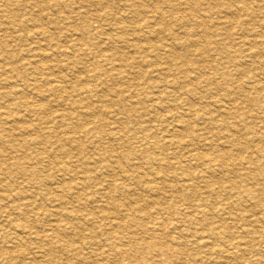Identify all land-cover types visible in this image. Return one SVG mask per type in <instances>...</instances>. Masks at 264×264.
<instances>
[{
    "label": "rangeland",
    "instance_id": "rangeland-1",
    "mask_svg": "<svg viewBox=\"0 0 264 264\" xmlns=\"http://www.w3.org/2000/svg\"><path fill=\"white\" fill-rule=\"evenodd\" d=\"M136 1L135 0H121V1L120 0H96V2H95V0H92V2H91V0H54L53 2L56 5L47 4V6L44 8L42 6L37 7L36 6V0H0V57L2 58V59L0 58V102H1L0 103V167H1L0 168V170H1L0 171V264H27V263L28 264H42L43 262L46 263V261L49 262V260H50V262L48 264H99V263L100 264H155V263L156 264L157 263H159V264H163V263L164 264H172V263L173 264H176V263L177 264H192V263L193 264H199V263L206 264V261H208L209 264H212V263L215 264V262L218 264H220V263L227 264L226 262L229 263L230 259H231V262L229 264H233V263H235V264L236 263L237 264H241V263L247 264L249 262H250V264H255V263L264 264V259H262V258H264V256L260 257L261 254L264 255V245H262V244H264V238H262V241L260 238V237H264V232H261V231H264V218L261 217L262 215H259L260 213L264 214V201H262V199H264V198H262V197H264V190H262V189H264V180H262L261 182L259 181L261 179H264V177H262V176H264V175H262V174H264V171H262V170H264V167H262V166H264V161H261V160H264V146H262V145H264V116H262V115H264V103H262V102H264V88H262V86H264V79H262V78H264V77L261 76V75H264V74H262V73H264V70H262V69L260 70V68H264V66H262V65H264V62H262V61H264V54H262V53H264V20H262V19H264V0H261V1L260 0H221V1L220 0H206V1L205 0H179V1L178 0H173V1L172 0H163V1L162 0H136ZM212 1H214V3ZM217 1H218V3H217ZM233 1H234V3H233ZM242 1H243V4H242ZM256 1L259 4H257ZM235 2H236V4H235ZM201 3H202V5H201ZM239 3H241V5H239ZM171 4L175 5V11L176 12H167L170 10L169 8H170ZM198 4H200V5H198ZM214 4H215V6H214ZM247 4L252 6V9H253V10H251L252 13L246 12L244 9H242V5H247ZM127 5H128V7H127ZM258 5H260V6H258ZM139 6H141V7H139ZM178 8H179V10H178ZM206 8H207V10H206ZM217 8H219V11ZM234 8L236 9V11H234L235 10ZM146 9H147L148 13L145 12ZM132 10H133V12H132ZM158 10L159 11L160 10L165 11V15H164L165 17H163L164 23L162 22L163 27L155 25V23H157V19H159V15H160L157 13ZM189 10L191 11V13ZM150 11H152V12H150ZM225 11H226V13H225ZM220 12H223V13H220ZM240 12H242L243 14H241ZM217 13H220L221 15L217 14ZM196 14H198V15H196ZM203 14H205V15L207 14V15L205 16ZM230 14L232 15V17L230 16ZM234 14H236V15H234ZM253 14H254V16H253ZM213 15L215 16V18ZM115 16H116V18H115ZM128 16L129 17L131 16V18L128 19L127 18ZM156 16H158V17H156ZM192 16H193V18H192ZM212 16H213V18H212ZM208 17H210V18H208ZM145 18H147V19H145ZM185 18H186V21L184 20ZM255 18H256V20H255ZM131 19H132V21H130ZM152 19L156 22L153 23L154 21H152ZM208 19H209L210 23H208L209 21L206 22ZM229 19L232 21H230ZM196 20H198V21H196ZM248 20H249V22L250 21L251 22L249 23ZM12 22H16L17 25L13 26ZM123 22H124V25H123ZM131 22H132V24H131ZM165 22H167V23H165ZM197 22H199L201 25H198ZM111 23H113V25ZM144 23H146V25L147 24H149V25L146 26ZM216 23L219 24L218 27H217ZM248 23H249V25H248ZM179 24H180V26H179ZM118 25H119V27H118ZM152 26L153 27L156 26L154 28L156 31H154V29L151 28ZM171 26L174 27L176 30L174 28H171ZM139 27H141L142 30H140L141 28H139ZM160 27H161V29H160ZM128 28H129V30H128ZM143 28L144 29L148 28V30L146 29L147 34L145 32L146 30L144 31ZM163 28H165V29H163ZM113 29H115V30H113ZM213 29H215V30H213ZM243 29L246 30V32ZM248 29H249V31H248ZM44 30L46 31V33L43 32ZM95 30L98 32H96ZM111 30H113V31H111ZM105 31H106V33H104ZM115 31H117V32L120 31L121 33L118 32L119 33L118 34ZM148 31L150 32V35H149ZM170 31H171V33H170ZM192 31H194V32L192 33ZM204 31H206L207 34L210 35V38L203 35ZM211 31H212V33H211ZM100 32H101V34H99ZM141 32H142L143 37L141 35ZM159 32H161V33H159ZM182 32H184V33H182ZM215 33H217L218 36ZM256 33L257 34L260 33L262 35L257 36ZM177 34H178V36H176ZM184 34H186V35H184ZM145 35H147V36H145ZM152 35H154L155 37L154 36L152 37ZM189 35H191V36H189ZM166 36H167V38H166ZM180 36L181 37L183 36V38H181ZM92 37H93V39H92ZM190 37L192 38L194 43L192 42ZM252 37H253V39H252ZM99 38L101 39L100 41H98ZM180 38H181V40H179ZM201 38L202 39L204 38V39L202 40ZM115 39L116 40L118 39V41H116ZM147 39L150 40L151 43ZM183 39H186V40L183 41ZM154 40H155V42H154ZM245 40L248 42L246 43ZM83 41L85 44L83 43ZM103 41H105V42H103ZM106 41L108 44H106ZM174 41H176V42H174ZM243 41H244V44H243ZM249 41H251V43ZM134 42H135V44H134ZM224 42H225V45L227 44L226 46H224ZM229 42H230V44H228ZM123 43L125 44V46ZM152 43L155 45H153ZM249 43H250V46H249ZM105 44H106V46H104ZM114 44H116V45L114 46ZM132 44H134V46ZM160 44H161V48H160ZM179 44H180V46H179ZM193 44H194V46H193ZM210 44H211V46L213 45V47H211ZM233 44L234 45L236 44V46H234ZM146 45L151 47V48L148 47L149 48L148 49ZM190 45H191V47H190ZM165 46H166V49H165ZM208 46H209V48H207ZM256 46H258V47H256ZM123 47H124V49H123ZM142 47L143 48L145 47V49L144 50L141 49ZM241 47H243V48H241ZM116 48H118L119 50ZM153 48L155 50H153ZM98 49H99L100 53L98 52ZM189 49H191L192 51ZM200 49H202V50H200ZM221 49L223 50V52ZM240 49H242V50L244 49V50L241 51ZM124 50H126V51L124 52ZM142 50H143V53L141 52ZM170 50H171V53H170ZM173 50H174V52H173ZM165 51H167V52H165ZM250 51L252 52V54ZM83 52H84V54H83ZM111 52H112V54H111ZM133 52H135V53H133ZM154 52L156 53V55ZM199 52L200 53L202 52V54H199ZM124 53H126V54L124 55ZM210 53H212V54L210 55ZM107 54H108V56H107ZM231 54L234 56H232ZM249 54L251 56H249ZM157 55H159V56H157ZM165 55H166V57H165ZM175 55H177L178 58H175V60H173ZM228 55H229V57H228ZM259 55H260V57H259ZM150 56H151V58H150ZM111 57H112V59H111ZM256 57H257V59H256ZM180 58L182 60L184 59L182 64H181L182 61ZM227 58H230V59H228V61H227ZM251 58H253V59L251 60ZM103 59H105V60H103ZM169 59H172V61H169ZM66 61L68 64L66 63ZM132 61H134V62H132ZM252 61H254V62H252ZM232 62H234V63H232ZM236 62L238 63L239 66L236 65L237 64ZM257 62H261V63L258 64ZM96 63H97V65H96ZM104 63H105V65H104ZM154 63H155V65H154ZM214 63H215V65H214ZM250 63H251V65H250ZM91 64H92V66H91ZM106 66H108V67H106ZM163 66H164V68H163ZM183 66H185V67H183ZM254 66H255V68H253ZM28 67H29V69H27ZM35 67H37V68H35ZM43 67H44V69H43ZM102 68H103V71H102ZM214 68L216 70H214ZM98 69H100L101 71H99ZM238 69H240V71ZM251 69H253V70L251 71ZM28 70H29V73H28ZM204 70H205V72H204ZM241 70L242 71L246 70V71L242 72ZM42 71H43V73H42ZM94 71H96V72H94ZM142 71H143V75H142ZM174 71H176V74ZM197 72H198V74H197ZM216 72L219 74L218 76L216 75ZM260 72H261V74H260ZM94 73H95V75H94ZM97 73H98V75H97ZM44 74H45V76H44ZM62 74H63L64 78L62 77ZM229 74H230V76H229ZM257 74H259V75H257ZM100 75H101L102 79L100 78ZM116 75H117V77H116ZM135 75H136V77H135ZM157 75H158V77H157ZM17 76H19V77H17ZM27 76H29V77H27ZM109 76H111V77H109ZM120 76H122V77H120ZM188 76H189V78H188ZM194 76H196V78ZM123 77H125V78H123ZM204 77H205V79H204ZM211 77L213 78V80ZM112 78H113V81H112ZM138 78H140V79H138ZM152 78L154 81L152 80ZM244 78H246V79H244ZM25 79H26V81H25ZM55 79H56V81H55ZM104 79H106V81ZM92 80L94 82H92ZM109 80H110V82H109ZM158 80H159V83H158ZM247 80H249V81H247ZM20 82H22V83H20ZM32 83H33V85H32ZM89 83L91 85H93V84L94 85L91 86ZM200 84H201V86H200ZM73 85H74V87H73ZM102 85L104 86V88ZM212 85H213V87H212ZM258 85H261V87ZM107 86H109L110 88H108ZM218 86H219V88H218ZM245 86H246V88H248V90L245 88ZM256 86H258L259 88ZM105 87H107V89H105ZM143 87L147 88V89H143ZM155 87L158 89V91L156 90V92L154 90ZM160 87H161V89H160ZM34 88H36V89H34ZM257 88H258V90H257ZM77 89L80 90V92ZM152 89L154 92L152 91ZM188 89H190V90H188ZM88 90H89V92H88ZM75 91H76V93H75ZM77 91L79 93H77ZM180 91H181V93L182 92L183 93L180 94ZM188 91H189V93H188ZM211 91H213L212 94H211ZM215 91L217 94H215ZM239 91H240V93H239ZM254 91L256 93H254ZM19 92H21V93H19ZM168 92H169V95L171 97L168 95ZM171 92L173 95L171 94ZM207 92L209 94V97H207L208 96ZM24 93H25V95H24ZM97 93L98 94L100 93V94L98 95ZM78 94H79V97L81 99L83 98L82 100L78 98ZM118 94H120V95H118ZM227 94H228V96H227ZM213 95H215L216 97ZM86 96H87V98H85ZM103 96H104L105 100L103 99ZM105 96L107 99L105 98ZM196 96H197V98H196ZM224 96H227V98H225ZM233 96H234V98H233ZM161 97H166V98H161ZM182 97L187 102H185ZM57 98H59L60 100L59 99L57 100ZM75 98H77L78 101ZM132 98H133V100H131ZM174 98H175V100H174ZM218 99H220V101ZM230 99H231V101H230ZM232 99L234 101H236L237 103H239L240 105H238ZM242 99H243V102H242ZM123 100H125V101H123ZM225 100L227 103L225 102ZM254 100H255V102H254ZM257 100H260V101L258 102ZM60 101H61V103H60ZM81 101H83V102H81ZM148 101H149V103L150 102L151 103L149 104ZM180 101H181V105L179 103ZM216 101L218 104L216 103ZM66 102H68V103H66ZM156 102H157V104L159 103V105H157ZM184 102L186 104H189L188 102H190V104L192 106L190 104L185 105ZM131 103L134 106H132ZM247 103H249V105L251 107L247 108L248 107ZM56 104H57V106H56ZM94 104H96V105H94ZM124 104H126V105H124ZM253 104H254V106H253ZM53 105H55L56 107ZM129 105H131V106L128 107ZM237 105H238V108H237ZM96 106L98 108L99 107L100 108L97 109ZM162 106L163 107L165 106V107L163 108ZM243 106H244V109H243ZM255 106H257V107H255ZM73 107H74V109H73ZM131 107H132V110H130ZM167 107H168V109H167ZM171 107H173V108H171ZM183 107L185 110L183 109ZM214 107H215L216 111H215ZM152 108H153V110H152ZM255 108H256V110H255ZM39 109L41 111H39ZM81 109H82V112H81ZM123 109H124L125 113H123ZM134 109H136V111ZM196 109H198L197 110L198 112L196 111ZM224 109L228 110L229 112L224 110ZM88 110H89V113H88ZM130 111L132 113H130ZM169 111H171V112H169ZM189 111L192 113L191 114L192 117L189 115V113H190ZM253 111H254V113H253ZM256 111L259 113H257ZM91 112L94 115H92ZM174 112L176 115L174 114ZM193 112H195V113L193 114ZM118 113H119V115H118ZM199 113H200V115H199ZM228 113L231 116L228 115ZM75 114H76V116H75ZM82 114H84V115L82 116ZM129 114L131 116H129ZM181 114H182V116L184 115L183 119L181 117ZM212 114H214V116ZM89 115H91V116H89ZM113 115L117 116L118 119H117V117H115ZM171 115L172 116L175 115L177 118H175L174 116L171 117ZM197 115L199 116V118ZM247 115H248V117H247ZM251 115L253 116V118ZM58 116L61 119L60 118L58 119ZM80 116H82V117H80ZM138 116H140V117H138ZM162 116H163V118H161ZM227 116H230V117L227 118ZM242 116H243V120H242ZM56 117L58 120L57 119L55 120ZM157 117H159V118H157ZM178 117H181V118L178 119ZM186 117H189V118H186ZM209 117H210V119H209ZM73 118H75V119H73ZM141 118H142V123H141ZM171 118L174 120V123H173ZM200 118H202L203 120L202 119L199 120ZM204 118H206V119H204ZM250 119H254V120H250ZM105 120H107V122ZM159 120H161V121H159ZM179 120L183 121V123L180 122ZM208 120H210V121H208ZM245 120H246L247 124H246ZM60 121H62V122H60ZM110 121H111V123H110ZM115 121L117 123H119L117 126H116L117 123ZM189 121L190 122L193 121V122L189 123ZM226 121L227 122L229 121L228 123L230 125L232 124L231 125L232 128H230L229 124L227 125ZM232 121H233V123H232ZM159 122L162 124L159 125ZM164 122L166 125L163 124ZM197 122L199 124H201V126L198 125ZM207 122H209V123H207ZM137 123H140V124H137ZM217 123H219V124H217ZM240 123L241 124L243 123L242 124L243 127L241 126ZM259 123L261 124L262 127L260 126ZM45 124H47V125H45ZM142 124H144L146 126V128L143 127ZM183 124H187L186 126H188V127L183 126ZM189 124H191L190 127H189ZM193 124H195V125H193ZM208 124H210V126ZM221 124H222V126H221ZM137 125H140V127ZM141 125H142V127H141ZM155 125H156V127H155ZM197 125L199 128L196 127ZM225 126H227V127H225ZM193 127L195 128L194 131H196L197 133H195L193 131V129H194ZM210 127H212L211 128L212 130L210 129ZM224 127H225L226 131H225ZM149 128H150V130H149ZM185 128L186 129L188 128L187 129L188 131L187 130L185 131ZM217 128H219L220 134H219V132H217V130H218ZM236 128H238V130L240 128L241 130L237 131ZM167 129H169V130H167ZM197 129H199V130H197ZM207 129H208V131H207ZM220 129L222 130V132ZM230 129L233 131V134L230 133V132H232ZM260 129H262L261 130L262 132L260 131ZM143 130L145 133L143 132ZM179 130L183 134H181ZM246 130H249L248 132H252L253 134L248 133ZM177 131H179V132H177ZM182 131H184V132H182ZM199 131H201V132H199ZM205 131H207V133H209V134H207ZM129 132L131 134H129ZM176 132L178 134H180V136ZM246 132H247V135H246ZM234 133H236V134H234ZM254 133H255V135H254ZM161 134H162V136H161ZM167 134H169V135H167ZM173 134H175V138L173 137L174 136ZM196 134H198V135H196ZM155 135H156V137H155ZM239 135H241V138ZM138 136H139V138H137ZM181 136L182 137L185 136V137L182 138ZM194 136L201 137V139L196 138ZM219 136H221V137H219ZM232 136L233 137L238 136V137L233 138ZM127 137H129L128 140H127ZM154 137L157 138L156 141H155ZM161 137H163V138H161ZM217 137H218V140H217ZM252 137H254V138H252ZM258 137H260V138H258ZM10 138H12V139H10ZM146 138H149V139H146ZM213 138L216 139V143H215V139H213ZM261 138H262V140H261ZM189 139H191V140H189ZM224 139L227 141V143ZM235 139L243 145H241L237 141H234ZM250 139H252V140H250ZM147 140L148 141L150 140V141L147 142ZM180 140L183 142H181ZM204 140H206V142ZM139 141H141V142H139ZM152 141H154V142H152ZM174 141H176L177 143ZM188 141L191 142L190 146H188L189 145ZM143 142H144V144H143ZM150 142H152V143H150ZM192 142H193L194 146L192 145ZM201 142H202V144H201ZM203 142H205V144ZM219 142H220V144L221 143L222 144L219 145L218 144ZM114 143H116V144H114ZM121 143H123V145H121ZM153 143L154 144L156 143L155 146ZM186 143H188V144H186ZM198 143H200V144H198ZM168 144H170V145L173 144V145H171L172 147L170 148V145H168ZM223 144H225V147ZM27 145H28V147H27ZM199 145L201 147H199ZM128 146L130 148H128ZM185 146L187 147V149ZM208 146H210V147L208 148ZM214 146H215V148H214ZM230 146H231V148H230ZM117 147H119V148H117ZM155 147L158 148L157 151L155 150L156 149ZM179 147L180 148L182 147V148L180 149ZM217 147H219L221 150H219V148H217ZM234 147H235V149H233ZM7 148H9V150ZM191 148L192 149L194 148L195 150L194 149L192 150ZM124 149H125V151H124ZM159 149H161L162 151ZM196 149H198V152ZM214 149L217 151L219 150V152H216ZM227 149H229V151ZM248 149H249V152L247 151ZM129 150L131 153L129 152ZM191 150H192V152L196 151V152H193L194 155H192L193 153L190 152ZM148 152H149V154H148ZM156 152H158V153H156ZM242 152H244V154L246 153L248 155H244ZM1 153H3V154H1ZM95 153H97V155ZM118 153H120V154H118ZM134 153L136 155H134ZM172 153H174V155H172L170 157L169 154H172ZM196 153L198 154L199 157L201 156L200 155L201 153H202V157L203 156H205V157L199 158L196 155ZM84 154H85V156H84ZM145 154L147 155V157ZM178 154H181L183 156H180ZM230 154H231V156H233L232 158H231ZM1 155H2V157H1ZM78 155H79V157H78ZM111 155H113L115 158ZM189 155H190V157H189ZM80 156H82V158H80ZM105 156H107L108 158H106ZM137 156H138V158H137ZM156 156L158 158H160L159 162H161V163H159V162L156 163L158 161V160H156V159H158ZM161 156L162 157L164 156L165 159L162 158ZM192 156H194V157L191 158ZM225 156L227 158H225ZM246 156H248V159H246ZM252 156H254V157H252ZM260 156H262V157H260ZM121 157H122V159H121ZM174 158L176 160H175V162L174 161L172 162L171 159L174 160ZM183 158L186 160V162ZM205 158L208 160H206ZM218 158H220V159H218ZM233 158H234V160H233ZM241 158L243 159V161ZM162 159H164L163 161H165V162H163ZM211 159H212V161H211ZM222 159H225V160H222ZM238 159H240V160H238ZM132 160H134V161H132ZM197 160H199V161H197ZM204 160L208 163L204 162ZM209 160H210V162H209ZM147 161L149 163H151L152 168H150V165ZM166 161L168 163L167 165H166ZM194 161H195V163H193ZM223 161H224V163H223ZM230 161L231 162L233 161L234 163L235 162L236 163L234 164L233 162L231 163ZM178 162H179V164H178ZM201 162H203V163L201 164ZM256 162H258V163H256ZM124 163H126V164H124ZM128 163H129L131 168L129 167ZM133 163H134V165H133ZM146 163L149 165V167ZM163 163L165 164L164 165L165 167L163 166L164 168H166V166L168 167V169L170 167L172 168V169L171 168L169 169L170 174H168L167 168L164 169L162 166L160 167V165H162ZM199 163L201 165H199ZM207 164L208 165L210 164L209 167H212V168H209L207 166ZM258 164L260 166H257ZM86 165H87V167H86ZM103 165H105V166H103ZM187 165H188V167H187ZM75 166L79 170H77V168ZM133 166H134V169H133ZM196 166H198V167H196ZM253 166L255 168H253ZM85 167H86V169H85ZM111 167H112V169H111ZM120 167H121V169H120ZM182 167L184 169L186 167L187 168H186V170L182 171L183 170ZM194 167H196V168L194 169ZM241 167H243V168H241ZM258 167H260V168H258ZM107 168L109 169V171ZM136 168H139V169L137 170ZM147 168L153 169V171L151 170V172H150V170ZM154 168H155V171H154ZM161 168H163V169H161ZM189 168H190V171L188 170ZM230 168L232 170H230ZM239 168H240V170H239ZM32 169H34V170H32ZM103 169H104V171H103ZM146 169L148 172L146 171ZM176 169H178V170H176ZM218 169L220 171H223L222 174H220L221 172ZM222 169H224V170L226 169V170L224 171ZM241 169L242 170L245 169V171L244 170L242 171ZM246 169L249 172H246L247 171ZM118 170L119 171L121 170L120 172H122V170H123V172L120 173ZM252 170H255V171H252ZM80 171H82V172H80ZM198 171H199V173H198ZM259 171H261V172L259 173ZM37 172H39V173H37ZM105 172L107 175L105 174ZM132 172H133V175H132ZM144 172L146 173L145 176L143 174ZM188 172H190V173H188ZM192 172H195V173H192ZM204 172H205V174H204ZM33 173H35V174H33ZM98 173L99 174L101 173V175H99ZM112 173H114V176ZM148 173L150 175H148ZM212 173H213V175H212ZM216 173L219 175H217ZM239 173L242 174V176ZM251 173L254 175H251ZM110 174H112V175H110ZM184 174H186V176ZM189 174L190 175L193 174V175L189 176ZM229 174L230 175L234 174V175L232 177V175L230 176ZM243 174H245L246 178L243 176ZM260 174H261V176H260ZM79 175H81V176H79ZM92 175H93V177H92ZM115 175L117 177L116 180H115ZM135 175H137V176H135ZM173 175H175V176H173ZM182 175H183V177H182ZM215 175H216V177H214ZM65 176L67 178L68 177L69 178L67 179ZM199 176L201 177L202 180L199 178ZM204 176H205V178H203ZM217 176L222 181L215 179V178H217ZM219 176H221V177H219ZM247 176H249V177L247 178ZM251 176H252V178H251ZM254 176L256 177V180H258V181L252 180V179H254ZM11 177H12V179H11ZM73 177H75V178H73ZM91 177L93 179H91ZM113 177H114V179H113ZM126 177L128 180L129 179L130 180L128 181L126 179ZM188 177H191L192 182L195 180H196V182L190 183L191 179H189ZM227 177L229 179L233 178L232 179L233 181L232 180L229 181V179ZM120 178H121V180H120ZM51 179H53V180H51ZM109 179H111V181H109ZM140 179H141V183H140ZM158 179L160 181L156 182V181H158ZM161 179H163L165 181L170 180V182H168V181L166 182V184L168 186L165 184V182H162L163 180H161ZM171 179H172L173 183L171 182ZM176 179H178V180L175 181ZM5 180H6L7 184H6ZM34 180H35V182H34ZM91 180H92V182H91ZM203 180L204 181L206 180V181L204 182ZM225 180H228L227 182H228V184L229 183L230 184L228 185ZM142 181H144V182H142ZM187 181H188V183H186ZM201 181L204 182L205 184L210 181V183H213V184H209V183L207 185H205L203 183L200 184ZM239 181H240V183H239ZM36 182H37V184H36ZM39 182H41V183H39ZM78 182H79V184H78ZM95 182H97V183H95ZM146 182H148V183H146ZM153 182H155V183H153ZM181 182H182V184H181ZM243 182L247 183V185H249L248 187L250 189L247 187V185L245 183L243 184ZM24 183H25V185L27 184L26 187L23 186ZM34 183H35V185H34ZM108 183H109V186H108ZM119 183L120 184L123 183V184L120 185ZM161 183H162V185H161ZM217 183L220 185V188L218 187L219 185ZM81 184H83V185H81ZM91 184L94 186H92ZM185 184H186V186L188 185L189 187H186ZM238 184H239V186H238ZM119 185H120V187L121 186L122 187L118 188ZM157 185L159 188H160V186H162L161 187L162 190H161V188L157 189L158 188ZM172 185H174V187H175L173 191H172V189H173ZM250 185L252 187H250ZM169 186H172V188ZM179 186L180 187L182 186L183 188H180ZM192 186L193 187L195 186L196 189L193 188ZM204 186H207V187L203 188ZM213 186L216 189H214ZM228 186H229V188H230V186L231 187L233 186L234 189L229 190ZM245 186L248 188L249 191H251V190L253 191L254 195L257 196V199L259 201L256 200V196H254L252 192H248L244 188ZM7 187L9 188V190L7 189ZM99 187L100 188L102 187V188L100 189ZM129 187H130V189H129ZM131 187L134 188L135 190L138 189V191L135 192V190H134L133 191L134 194H133ZM201 187H202V189H201ZM225 187H227V188L224 189ZM81 188L83 190H81ZM94 188H95V190H94ZM122 188L125 190H122ZM155 188L157 190H161L162 192L155 190ZM190 188L195 189L196 192H194L193 189L190 190ZM198 188H200L201 190ZM212 188L214 189V191L212 190ZM237 188H238V190H237ZM243 188H244V192H242ZM30 189H32V190H30ZM113 189H114V192H113ZM118 189L120 190V192ZM176 189L177 190L179 189V192H178L179 194H177ZM186 189H187V191H186ZM127 190H128L129 194L127 193ZM140 190H141V193L139 192ZM199 190H200V192H199ZM207 190H209V192ZM224 190H226V192H224ZM90 191L92 193H90ZM96 191L98 192V194ZM153 191H155V192H153ZM183 191H184V193H183ZM191 191H193V192H191ZM197 191H198V193H197ZM239 191H240V193H239ZM256 191H257V193H256ZM50 192H52V194ZM104 192H106V195L109 192L110 194H108V195H110V197L109 196L107 197L104 194ZM121 192L123 194L124 193L125 194L123 195ZM150 192H152V193H150ZM166 192H168V193H166ZM171 192H173L175 195L173 193H172L173 194L172 195ZM231 192H233L234 195ZM143 193H146L145 196ZM163 193H164V197H163ZM200 193H202V194H200ZM237 193H239L240 198H239ZM244 193H246V195ZM191 194H193L195 197L192 195L193 198H190V197H192V196H189ZM203 194H204V196H203ZM206 194L208 195V197ZM212 194L216 195V197L213 196ZM42 195H43V197H41ZM117 195H118V198L120 197L119 199H117V197H116ZM140 195H142V196H140ZM156 195H158V197ZM165 195H167L168 199L166 198ZM176 195H179V196H176ZM180 195H182L181 198H180ZM221 195H222V199L220 198ZM247 195H248V197H247ZM252 195L254 196V200H253L254 202L250 200V199H252ZM20 196H22V197H20ZM125 196L131 197V198H127V197L125 198ZM159 196L161 198H159ZM184 196H185V198H184ZM200 196H201V199H200ZM234 196H236L237 199ZM111 197L113 199H111ZM172 197L174 198L173 200H172ZM175 197H177V198H175ZM204 197L208 198V199L210 198V199L205 200ZM223 197L225 198L226 202L224 201ZM25 198L28 199L29 201L26 200ZM96 198H98V199H96ZM152 198L155 202L152 200ZM183 198L185 201L188 200L189 205L186 202L187 203V206H186ZM238 198H239V200H238ZM241 198L243 199V201L245 200L246 202H248L250 204V206L248 203H245V201L244 202L241 201L242 200ZM17 199H19V200H17ZM37 199H38V201H37ZM181 199H182V201H180ZM199 199L201 200V202L199 201ZM247 199H249L250 201H248ZM124 200H125V202H124ZM146 200L148 202L150 201L149 202L150 204L147 203ZM190 200H191V202H189ZM194 200H197L196 203H194L195 202ZM234 200H236V202H234ZM23 201L24 202L26 201V202L24 203ZM55 201H57L59 203H57V202L55 203ZM68 201H70V202H68ZM93 201L96 204H94ZM171 201H172V205H171ZM174 201H176V202L178 201V202L176 203ZM205 201H206V203H205ZM257 201H258V203H257ZM111 202H113V203H111ZM134 202L136 203V206H135ZM153 202H154V204H152ZM160 202L161 203L164 202L166 206L164 204H161ZM231 202L235 203L234 205L237 204L238 206L232 205ZM252 202L256 206L254 204H252ZM26 203L28 205H26ZM119 203L121 204V206L119 205ZM192 203L194 205H192ZM203 203H204V205H202ZM158 204H160V205L158 206ZM198 204L200 206V209L202 208V211L199 209ZM228 204H230V205H228ZM97 205L99 206V208ZM124 205L126 207H124ZM140 205L142 206L143 210H145L147 213L144 211H141L142 208ZM145 205H146V207H143ZM173 205H175V206H173ZM226 205H227V210L225 209ZM242 205H244V207L247 206L246 207L247 210H246V208L242 207ZM116 206H117V208H116ZM193 206L198 207L197 209L196 208L193 209L194 212H192ZM222 206L224 207L225 211L223 210ZM230 206H232V207H230ZM109 207H111V208H109ZM159 207H161L162 211L165 208V210L163 212L166 213L167 215L164 214L159 209ZM181 207H183V208L189 207V209L191 207L190 210H192V211H190L189 209H186V208L182 209ZM229 207H230V209H228ZM241 207L243 208V210ZM124 208H126V210ZM144 208H146V209H144ZM166 208H168L167 211H166ZM249 208H251V209L253 208L254 212L253 211L250 212L251 209L248 211ZM257 208L259 209L260 213L258 212ZM107 209H109L108 210L109 214L107 212ZM174 209H175V211L177 210L176 211L177 213H175ZM77 210L80 212H78ZM136 210L141 211V213L143 212L142 213L143 215L141 213H139V211L137 213ZM178 210H180V211H178ZM184 210H186L187 212ZM196 210H198L199 214L197 213ZM133 211H135V212H133ZM195 211H196V213H195ZM226 211H228L232 214H230ZM236 211H238V213ZM245 211L247 214L245 213ZM255 211H257V212H255ZM120 212H122V213H120ZM130 212H132V214H134V215H132ZM160 212L162 213V215ZM169 212H171L170 215H168ZM178 212H183L184 216L186 218L184 216L180 215L179 217H182V218H180L181 219L180 220L179 217L177 216V215H179ZM191 212L194 215H192ZM223 212L227 213L226 216H224ZM129 213L132 216H130ZM144 213H146L145 215L148 218L146 216L144 217ZM151 213L154 215V218H153V215ZM183 213H180V214H183ZM241 213H243V214H241ZM250 213L253 215H250ZM110 214H112V215H110ZM115 214H118V215H115ZM128 214H129V216L127 217ZM148 214H149V216H148ZM195 214L196 215L198 214V215L196 216ZM233 214L235 215V217H232ZM240 214L243 217L239 216ZM245 214L247 216H245ZM101 215H103V216H101ZM105 215H108V216L105 217ZM120 215H121V217H120ZM227 215H230V217ZM81 216L84 217V219ZM142 216H143V218H142ZM195 216H196V219H195ZM201 216L203 219L201 218ZM252 216H254V217H252ZM93 217H94V219L92 220ZM244 217L246 218V220L249 219L247 221H250V222L248 223ZM255 217L258 220H256ZM38 218H39V220H38ZM105 218H107V219H105ZM155 218H157V219H155ZM217 218H219V219H217ZM235 218H238L239 221L236 220ZM142 219H144V221H142ZM147 219H148V221H146ZM153 219H155V220H153ZM171 219H172V221H171ZM204 219H207V220H204ZM209 219H211L212 222H210ZM241 219L242 220L244 219V221H246V222L242 221ZM23 220H25V222ZM152 220H153V222H152ZM164 220H166L167 222ZM178 220H180V221H178ZM186 220H187V222H186ZM203 220L206 222H204ZM222 220L225 222V225L223 224L224 222ZM226 220H227V222H226ZM232 220L234 221L233 224L231 222ZM254 220L256 222H254ZM35 221H37V222L35 223ZM94 221H95V223H94ZM122 221H124V222H122ZM150 221H151V223H150ZM197 221L198 222L200 221V222L198 223ZM207 221L210 223H208ZM235 221L238 225L235 224ZM86 222H89V223H86ZM118 222L120 224L122 223L123 225L120 226ZM176 222H178V223H176ZM179 222H181V223H179ZM213 222H215L214 226L212 224ZM251 222L253 225L250 224ZM116 223H117V225H119L120 228L116 225ZM125 223H126V225H125ZM163 223L165 226L163 225ZM200 223H202L201 225L203 227L198 226V225H200ZM113 224H115V225H113ZM152 224H154V225H152ZM155 224H156V226H155ZM167 224H169L170 226L169 225L167 226ZM177 224H179L178 226H180V225L181 226L178 227ZM243 224H245L244 225L245 228H244ZM9 225H11V227H9ZM18 225H20V226H18ZM204 225H205V227H204ZM216 225L218 228L220 227L221 229L219 228V230H218ZM223 225H224L225 229L223 228ZM247 225H249V226H247ZM254 225H256V226H254ZM104 226H106L105 229H104ZM107 226L111 227V229H114V232H112V230H108L110 228H107ZM113 226H115V227L113 228ZM130 226H131V228H130ZM132 226H133V228H132ZM145 226H147V228H145ZM174 226L175 227L177 226L176 230H175ZM234 226L238 229V232H236L237 229ZM239 226H241V227L243 226L242 229ZM252 226L253 227L259 226L260 229L258 227L253 228ZM73 227H74V229H73ZM193 227H195V228H193ZM199 227H201L202 229L204 228V229L202 230ZM246 227L249 229L253 228V230H251L252 233L249 232L250 230L246 229ZM250 227H252V228H250ZM57 228H59V229H57ZM125 228H127V229H125ZM184 228H185V230L188 229V232L184 231V233H183L182 230ZM189 228H191V230H193V232H191V230ZM211 228H213V229H211ZM215 228H217V229H215ZM124 229H125V231H124ZM159 229H160V231H159ZM165 229H166V231L169 229L168 232L165 233ZM195 229L197 231L200 230V232L199 233L196 232ZM256 229L257 230L259 229L262 234H260L259 230L256 232ZM58 230H60V231H58ZM105 230H107L108 232ZM156 230H158L159 233ZM189 230L191 233L194 234V235L192 234V237L190 236L191 233L189 232ZM169 231H171L170 234H169ZM201 231H203V232H201ZM219 231H220V234H219ZM227 231H228V233H227ZM234 232H236L238 234H236ZM253 232H254V234H253ZM62 233H63V235H62ZM112 233L114 236L112 235ZM188 233H189V235H188ZM239 233H240V236H239ZM64 234H65V236H64ZM182 234H183V236L184 235L185 236L182 237ZM207 234H209L210 236ZM211 234H214L213 238H212ZM234 234H236V235H234ZM250 234H251V236H250ZM110 235L112 237V238H110L111 241L109 239ZM136 235H138V236H136ZM149 235H151V236H149ZM218 235H222V236H218ZM224 235L225 236L227 235V237H225ZM228 235L229 236L232 235L230 237V239L228 238L229 237ZM241 235H243V236L241 237ZM259 235H260V237H259ZM116 236H117V239H116ZM193 237L194 238L200 237L202 239L198 238L197 239L198 243H197V242H195L196 239H194ZM207 237H209V238H207ZM214 237L216 239H214ZM236 237H238V238L241 237V240H244L245 243L247 241V243L244 244L242 241H240V239H237ZM243 237H245V238L242 239ZM251 237L252 238L254 237V238L252 239ZM257 237H259V238L256 239ZM18 238H20V239H18ZM190 238H191V240H193V239L195 240V241L194 240L192 241V244H195L196 246L191 244ZM203 238H205V239H203ZM211 238H212V240H211ZM224 238H226V239H224ZM112 239H114V241H112ZM154 239H156V241ZM175 239H176V241H175ZM182 239L185 241L184 243H183ZM219 239L220 240L224 239V240L220 241ZM233 239L236 240V243L238 244L239 247L236 245V243H235V241H233ZM14 240H15V242H14ZM157 240H159V241H157ZM214 240H215V242H212ZM216 240H217V242H216ZM133 241H134V243H132ZM186 241H188L189 243ZM200 241H202V242H200ZM206 241H209L208 243H210V244L207 245L208 243ZM224 241H225V243H224V245H222V243ZM249 241L250 242L252 241V242L250 243ZM258 241H260V242H258ZM114 242H117V243H114ZM129 242H131V243H129ZM175 242L177 245H175ZM226 242L232 247L230 248V246ZM161 243H162V245H161ZM181 243L183 245H181ZM204 243L206 244L207 248H206ZM212 243H214V244L212 245ZM16 244H18V246ZM128 244H130V245H128ZM131 244L133 246H131ZM216 244H220V248H219V245H216ZM233 244H235L237 247ZM247 244H249V245H247ZM254 244L256 246L252 247ZM259 244H261V245H259ZM175 246H177V249L175 248ZM178 246L180 248H178ZM183 246H185L187 249ZM209 246H211V247L209 248ZM243 246H245V248H247V247L249 248V250L247 249L248 250L247 253H246L247 250L245 248H243ZM2 247H3V249H2ZM168 247H169V250H168ZM188 247L190 248V250ZM198 247H199V249H198ZM258 247H259V249H258ZM7 248H9V249H7ZM130 248H131V250H130ZM160 248H162L163 250ZM164 248H165V250H164ZM181 248L182 249L184 248L185 250H182ZM221 248H222V250H221ZM256 248L258 249V251ZM1 249L3 251H1ZM38 249H39V251H38ZM175 249L178 251H175ZM238 249H239V251H238ZM244 249H245V251L243 253ZM224 250L226 252L228 251V253H224L225 252ZM255 250H256V252L254 253ZM193 251L194 252L196 251L197 254H196V252L194 253ZM235 251H237V252H235ZM40 252H42V254ZM198 252L199 253L201 252L202 254L200 253V255H199ZM260 252H261V254H260ZM183 253H185V255ZM207 253L210 255V258H209V255ZM237 253H239V254H237ZM251 253H253V255H251ZM100 254H102V255H100ZM119 254H121V255H119ZM189 254H191V256H193V255L194 256L191 257ZM203 254H205V256H203ZM225 254L227 257H225ZM255 254H258V256L261 259H259V257L257 255H256L257 256L256 257ZM21 255H23L24 257ZM154 255L155 256L158 255V256H156L157 258ZM215 255H216V257H215ZM222 255L224 256V258ZM230 255H232V256H230ZM241 255L243 256V258L240 257ZM200 256H201V258H200ZM220 256H221L222 260H221ZM247 256H248L249 261L247 260ZM252 256H254V257H252ZM207 257H208V259H206ZM202 258H203V261H205V262H202ZM204 258H205V260H204ZM228 258H230V259H228ZM255 258L258 260H256ZM101 259H102V261H101ZM189 259L191 261L193 260L194 262L193 261L191 262ZM211 259H212V262H211ZM223 259L224 260L227 259L225 263H224ZM243 259H246V260H244V262H243ZM2 260H4V261H2ZM161 260H162V262H161ZM260 260H262V261H260ZM232 261H233V263H232ZM239 261L240 262L242 261V262L240 263ZM256 261H259V262H256ZM129 262H131V263H129Z\"/></svg>",
    "mask_w": 264,
    "mask_h": 264
},
{
    "label": "bare ground",
    "instance_id": "bare-ground-1",
    "mask_svg": "<svg viewBox=\"0 0 264 264\" xmlns=\"http://www.w3.org/2000/svg\"><path fill=\"white\" fill-rule=\"evenodd\" d=\"M53 1H54V0H36V6H37V7L42 6V7L45 8V7L47 6V4H49V5H50V4L56 5V4H54ZM120 1H121V0H120ZM135 1H136V0H135ZM162 1H163V0H162ZM172 1H173V0H172ZM178 1H179V0H178ZM205 1H206V0H205ZM220 1H221V0H220ZM260 1H261V0H260ZM89 2H90V1H89ZM91 2H92V0H91ZM95 2H96V0H95ZM102 2H103V1H102ZM116 2H117V1H116ZM125 2H126V1H125ZM136 2H137V1H136ZM170 2H171V1H170ZM203 2H204V1H203ZM207 2H208V1H207ZM212 2L214 3V1H212ZM212 2H211V3H212ZM224 2H225V1H224ZM246 2H247V1H246ZM256 2H257V1H256ZM104 3H105V2H104ZM118 3H119V2H118ZM148 3H149V2H148ZM176 3H177V2H176ZM217 3H218V1H217ZM233 3H234V1H233ZM237 3H238V2H237ZM253 3H254V2H253ZM111 4H112V3H111ZM125 4H126V3H125ZM152 4H153V3H152ZM180 4H181V3H180ZM183 4H184V3H183ZM206 4H207V3H206ZM225 4H226V3H225ZM235 4H236V2H235ZM242 4H243V1H242ZM250 4H251V3H250ZM255 4H256V3H255ZM255 4H254V5H255ZM257 4H259V3L257 2ZM28 5H29V4H28ZM102 5H103V4H102ZM135 5H136V4H135ZM154 5H155V4H154ZM194 5H195V4H194ZM198 5H200V4H198ZM201 5H202V3H201ZM221 5H222V4H221ZM226 5H227V4H226ZM239 5H241V3H239ZM214 6H215V4H214ZM219 6H220V5H219ZM256 6H257V5H256ZM258 6H260V5H258ZM42 7H41V8H42ZM127 7H128V5H127ZM139 7H141V6H139ZM168 7H169V6H168ZM177 7H178V6H177ZM177 7H176V8H177ZM198 7H199V6H198ZM205 7H206V6H205ZM235 7H236V6H235ZM238 7H239V6H238ZM187 8H188V7H187ZM187 8H186V9H187ZM196 8H197V7H196ZM222 8H223V7H222ZM227 8H228V7H227ZM227 8H226V9H227ZM240 8H241V7H240ZM123 9H124V8H123ZM142 9H143V8H142ZM158 9H159V8H158ZM169 9H170V10L167 11V12H176V11H175V5H174V4H171ZM186 9H185V10H186ZM194 9H195V8H194ZM215 9H216V8H215ZM217 9H218V11H219V8H217ZM223 9H224V8H223ZM234 9H235V8H234ZM234 9H233V10H234ZM237 9H238V8H237ZM242 9H244L246 12H249V13L251 12V10H253V9H252V6H251V5H248V4H247V5H242ZM176 10H177V9H176ZM178 10H179V8H178ZM206 10H207V8H206ZM224 10H225V9H224ZM126 11H127V10H126ZM135 11H136V10H135ZM138 11H139V10H138ZM141 11H142V10H141ZM189 11H190V10H189ZM215 11H216V10H215ZM215 11H214V12H215ZM218 11H217V12H218ZM226 11H227V10H226ZM226 11H225V13H226ZM234 11H236V9H235ZM240 11H241V10H240ZM112 12H113V11H112ZM132 12H133V10H132ZM143 12H144V11H143ZM145 12H147V9H146ZM150 12H152V11H150ZM242 12H243V11H242ZM242 12H240V13L243 14ZM246 12H245V13H246ZM102 13H103V12H102ZM128 13H129V12H128ZM137 13H138V12H137ZM147 13H148V12H147ZM157 13L160 14V15H159V19H157V23H155L156 21H154L153 19H152V21H154L153 23H155V25H158V26H162V27H163V23H164V21H163V17H165V16H164V15H165V11H163V10H160V11H159V10H158ZM180 13H181V12H180ZM188 13H189V12H188ZM190 13H191V11H190ZM209 13H210V12H209ZM220 13H223V12H220ZM220 13H217V14H220ZM251 13H252V12H251ZM100 14H101V13H100ZM158 14H157V15H158ZM168 14H169V13H168ZM168 14H167V15H168ZM170 14H171V13H170ZM178 14H179V13H178ZM210 14H211V13H210ZM217 14H216V15H217ZM231 14H232V13H231ZM231 14H230V16L232 17ZM125 15H126V14H125ZM147 15H148V14H147ZM147 15H146V16H147ZM155 15H156V14H155ZM185 15H186V14H185ZM187 15H188V14H187ZM196 15H198V14H196ZM196 15H195V16H196ZM203 15H205V14H203ZM206 15H207V14H206ZM206 15H205V16H206ZM220 15H221V14H220ZM234 15H236V14H234ZM234 15H233V16H234ZM244 15H245V14H244ZM250 15H251V14H250ZM75 16H76V15H75ZM79 16H80V15H79ZM126 16H127V15H126ZM168 16H169V15H168ZM183 16H184V15H183ZM195 16H194V17H195ZM213 16H214V15H213ZM213 16H212V18H213ZM226 16H227V15H226ZM253 16H254V14H253ZM123 17H124V16H123ZM148 17H149V16H148ZM156 17H158V16H156ZM173 17H174V16H173ZM177 17H178V16H177ZM184 17H185V16H184ZM197 17H198V16H197ZM199 17H200V16H199ZM203 17H204V16H203ZM210 17H211V16H210ZM210 17H208V18H210ZM216 17H217V16H216ZM251 17H252V16H251ZM38 18H39V17H38ZM110 18H111V17H110ZM115 18H116V16H115ZM127 18L130 19L131 16H130V17L128 16ZM150 18H151V17H150ZM167 18H168V17H167ZM178 18H179V17H178ZM192 18H193V16H192ZM206 18H207V17H206ZM214 18H215V16H214ZM220 18H221V17H220ZM225 18H226V17H225ZM228 18H229V17H228ZM253 18H254V17H253ZM91 19H92V18H91ZM106 19H107V18H106ZM121 19H122V18H121ZM124 19H125V18H124ZM137 19H138V18H137ZM145 19H147V18H145ZM145 19H144V20H145ZM197 19H198V18H197ZM233 19H234V18H233ZM103 20H104V19H103ZM109 20H110V19H109ZM165 20H166V19H165ZM184 20L186 21V18H185ZM191 20H192V19H191ZM193 20H194V19H193ZM229 20H230V19H229ZM234 20H235V19H234ZM255 20H256V18H255ZM262 20H264V19H262ZM4 21H5V20H4ZM6 21H7V20H6ZM48 21H49V20H48ZM48 21H47V22H48ZM69 21H70V20H69ZM114 21H115V20H114ZM126 21H127V20H126ZM130 21H132V19H131ZM130 21H129V22H130ZM134 21H135V20H134ZM138 21H139V20H138ZM145 21H146V20H145ZM152 21H151V22H152ZM196 21H198V20H196ZM196 21H195V22H196ZM208 21H209V19H208L206 22H208ZM230 21H232V20H230ZM246 21H247V20H246ZM70 22H71V21H70ZM129 22H128V23H129ZM162 22H163V23H162ZM168 22H169V21H168ZM183 22H184V21H183ZM195 22H194V23H195ZM248 22H249V20H248ZM250 22H251V21H250ZM250 22H249V23H250ZM133 23H134V22H133ZM147 23H148V22H147ZM149 23H150V22H149ZM153 23H152V24H153ZM165 23H167V22H165ZM181 23H182V22H181ZM187 23H188V22H187ZM192 23H193V22H192ZM197 23H198V25H201L199 22H197ZM208 23H210V21H209ZM246 23H247V22H246ZM249 23H248V25H249ZM12 24H13V26H16V25H17L16 22H12ZM106 24H107V23H106ZM111 24L113 25V23H111ZM121 24H122V23H121ZM125 24H126V23H125ZM131 24H132V22H131ZM144 24L146 25V23H144ZM170 24H171V23H170ZM216 24H217V23H216ZM231 24H232V23H231ZM233 24H234V23H233ZM88 25H89V24H88ZM123 25H124V22H123ZM123 25H122V26H123ZM136 25H137V24H136ZM147 25H149V24H147ZM147 25H146V26H147ZM164 25H165V24H164ZM177 25H178V24H177ZM192 25H193V24H192ZM196 25H197V24H196ZM196 25H195V26H196ZM218 25H219V24H217V27H218ZM224 25H225V24H224ZM229 25H230V24H229ZM252 25H253V24H252ZM110 26H111V25H110ZM110 26H109V27H110ZM114 26H115V25H114ZM150 26H151V25H150ZM158 26H157V27H158ZM165 26H166V25H165ZM165 26H164V27H165ZM175 26H176V25H175ZM179 26H180V24H179ZM183 26H184V25H183ZM193 26H194V25H193ZM227 26H228V25H227ZM250 26H251V25H250ZM253 26H254V25H253ZM255 26H256V25H255ZM78 27H79V26H78ZM80 27H81V26H80ZM82 27H83V26H82ZM118 27H119V25H118ZM126 27H127V26H126ZM155 27H156V26H154V27L152 26L151 28L154 29ZM198 27H199V26H198ZM238 27H239V26H238ZM238 27H237V28H238ZM247 27H248V26H247ZM251 27H252V26H251ZM105 28H106V27H105ZM123 28H124V27H123ZM139 28H141V27H139ZM144 28H145V27H144ZM144 28H143V29H144ZM149 28H150V27H149ZM165 28H166V27H165ZM165 28H163V29H165ZM171 28H174V27L171 26ZM183 28H184V27H183ZM220 28H221V27H220ZM220 28H219V29H220ZM256 28H257V27H256ZM82 29H83V28H82ZM89 29H90V28H89ZM120 29H121V28H120ZM133 29H134V28H133ZM146 29L148 30V28H146ZM146 29H144V31H145ZM160 29H161V27H160ZM163 29H162V30H163ZM174 29H175V28H174ZM185 29H186V28H185ZM185 29H184V30H185ZM227 29H228V28H227ZM232 29H233V28H232ZM90 30H91V29H90ZM113 30H115V29H113ZM113 30H111V31H113ZM125 30H126V29H125ZM128 30H129V28H128ZM140 30H142V28H141ZM147 30L145 31L146 34H147ZM150 30H151V29H150ZM158 30H159V29H158ZM175 30H176V29H175ZM213 30H215V29H213ZM225 30H226V29H225ZM240 30H241V29H240ZM243 30H244V29H243ZM82 31H83V30H82ZM95 31H96V30H95ZM103 31H104V30H103ZM103 31H102V32H103ZM133 31H134V30H133ZM152 31H153V30H152ZM154 31H156V30L154 29ZM160 31H161V30H160ZM182 31H183V30H182ZM221 31H222V30H221ZM233 31H234V30H233ZM244 31L246 32V30H244ZM248 31H249V29H248ZM252 31H253V30H252ZM252 31H251V32H252ZM43 32L46 33L45 30H44ZM86 32H87V31H86ZM96 32H98V31H96ZM96 32H95V33H96ZM115 32H117V31H115ZM118 32L121 33L120 31H118ZM118 32H117V33H118ZM125 32H126V31H125ZM127 32H128V31H127ZM148 32H149V31H148ZM162 32H163V31H162ZM193 32H194V31H192V33H193ZM242 32H243V31H242ZM242 32H241V33H242ZM104 33H106V31H105ZM119 33H118V34H119ZM130 33H131V32H130ZM154 33H155V32H154ZM159 33H161V32H159ZM170 33H171V31H170ZM178 33H179V32H178ZM180 33H181V32H180ZM182 33H184V32H182ZM211 33H212V31H211ZM219 33H220V32H219ZM223 33H224V32H223ZM241 33H240V34H241ZM47 34H48V33H47ZM72 34H73V33H72ZM85 34H86V33H85ZM96 34H97V33H96ZM99 34H101V32H100ZM108 34H109V33H108ZM114 34H115V33H114ZM128 34H129V33H128ZM155 34H156V33H155ZM167 34H168V33H167ZM186 34H187V33H186ZM186 34H184V35H186ZM194 34H195V33H194ZM215 34H217V33H215ZM234 34H235V33H234ZM240 34H239V35H240ZM252 34H253V33H252ZM28 35H29V34H28ZM75 35H76V34H75ZM102 35H103V34H102ZM104 35H105V34H104ZM115 35H116V34H115ZM141 35H142V32H141ZM149 35H150V32H149ZM179 35H180V34H179ZM203 35H205V36H207V37L210 38V35L207 34L206 31H204V34H203ZM232 35H233V34H232ZM237 35H238V34H237ZM244 35H245V34H244ZM244 35H243V36H244ZM254 35H255V34H254ZM256 35H257V36H261L262 34H260V33L257 34V33H256ZM18 36H19V35H18ZM18 36H17V37H18ZM21 36H22V35H21ZM96 36H97V35H96ZM105 36H106V35H105ZM109 36H110V35H109ZM145 36H147V35H145ZM153 36H154V35H152V37H153ZM163 36H164V35H163ZM169 36H170V35H169ZM176 36H178V34H177ZM189 36H191V35H189ZM217 36H218V34H217ZM250 36H251V35H250ZM100 37H101V36H100ZM118 37H119V36H118ZM128 37H129V36H128ZM136 37H137V36H136ZM142 37H143V35H142ZM154 37H155V36H154ZM180 37H181V36H180ZM200 37H201V36H200ZM202 37H203V36H202ZM222 37H223V36H222ZM241 37H242V36H241ZM255 37H256V36H255ZM255 37H254V38H255ZM20 38H21V37H20ZM27 38H28V37H27ZM76 38H77V37H76ZM88 38H89V37H88ZM88 38H87V39H88ZM94 38H95V37H94ZM109 38H110V37H109ZM140 38H141V37H140ZM140 38H139V39H140ZM144 38H145V37H144ZM148 38H149V37H148ZM159 38H160V37H159ZM166 38H167V36H166ZM181 38H183V36H182ZM181 38H180L179 40H181ZM185 38H186V37H185ZM190 38H191V37H190ZM223 38H224V37H223ZM223 38H222V39H223ZM225 38H226V37H225ZM238 38H239V37H238ZM245 38H246V37H245ZM257 38H258V37H257ZM257 38H256V39H257ZM92 39H93V37H92ZM92 39H91V40H92ZM107 39H108V38H107ZM107 39H106V40H107ZM152 39H153V38H152ZM157 39H158V38H157ZM161 39H162V38H161ZM177 39H178V38H177ZM201 39H202V38H201ZM203 39H204V38H203ZM203 39H202V40H203ZM216 39H217V38H216ZM249 39H250V38H249ZM249 39H248V40H249ZM252 39H253V37H252ZM88 40H89V39H88ZM100 40H101V39L99 38L98 41H100ZM103 40H104V39H103ZM115 40H116V39H115ZM123 40H124V39H123ZM144 40H145V39H144ZM147 40H148V39H147ZM158 40H159V39H158ZM163 40H164V39H163ZM167 40H168V39H167ZM184 40H186V39H183V41H184ZM191 40H192V38H191ZM191 40H190V41H191ZM196 40H197V39H196ZM205 40H206V39H205ZM211 40H212V39H211ZM234 40H235V39H234ZM239 40H240V39H239ZM250 40H251V39H250ZM116 41H118V39H117ZM130 41H131V40H130ZM137 41H138V40H137ZM148 41L151 43L150 40H148ZM208 41H209V40H208ZM223 41H224V40H223ZM227 41H228V40H227ZM245 41H246V40H245ZM103 42H105V41H103ZM128 42H129V41H128ZM154 42H155V40H154ZM156 42H157V41H156ZM171 42H172V41H171ZM174 42H176V41H174ZM174 42H173V43H174ZM186 42H187V41H186ZM186 42H185V43H186ZM192 42H193V40H192ZM247 42H248V41H246V43H247ZM249 42L251 43V41H249ZM253 42H254V41H253ZM256 42H257V41H256ZM83 43H84V41H83ZM97 43H98V42H97ZM100 43H101V42H100ZM121 43H122V42H121ZM130 43H131V42H130ZM141 43H142V42H141ZM150 43H149V44H150ZM190 43H191V42H190ZM193 43H194V42H193ZM220 43H221V42H220ZM234 43H235V42H234ZM239 43H240V42H239ZM239 43H238V44H239ZM250 43H249V46H250ZM84 44H85V43H84ZM106 44H108L107 41H106ZM106 44H105L104 46H106ZM110 44H111V43H110ZM118 44H119V43H118ZM123 44H124V43H123ZM128 44H129V43H128ZM134 44H135V42H134ZM134 44H132V45L134 46ZM139 44H140V43H139ZM142 44H143V43H142ZM152 44H153V43H152ZM168 44H169V43H168ZM191 44H192V43H191ZM201 44H202V43H201ZM228 44H230V42H229ZM243 44H244V41H243ZM12 45H13V44H12ZM115 45H116V44H114V46H115ZM153 45H155V44H153ZM195 45H196V44H195ZM226 45H227V44H226ZM226 45H225V42H224V46H226ZM233 45H234V44H233ZM241 45H242V44H241ZM245 45H246V44H245ZM254 45H255V44H254ZM260 45H261V44H260ZM107 46H108V45H107ZM124 46H125V44H124ZM129 46H130V45H129ZM141 46H142V45H141ZM146 46H147V45H146ZM179 46H180V44H179ZM179 46H178V47H179ZM181 46H182V45H181ZM193 46H194V44H193ZM199 46H200V45H199ZM202 46H203V45H202ZM210 46H211V44H210ZM224 46H223V47H224ZM234 46H236V44H235ZM111 47H112V46H111ZM131 47H132V46H131ZM148 47H149V46H147V48H148ZM153 47H154V46H153ZM168 47H169V46H168ZM171 47H172V46H171ZM190 47H191V45H190ZM196 47H197V46H196ZM211 47H213V45H212ZM230 47H231V46H230ZM244 47H245V46H244ZM256 47H258V46H256ZM104 48H105V47H104ZM125 48H126V47H125ZM149 48H151V47H149ZM149 48H148V49H149ZM158 48H159V47H158ZM160 48H161V44H160ZM169 48H170V47H169ZM176 48H177V47H176ZM186 48H187V47H186ZM207 48H209V46H208ZM225 48H226V47H225ZM236 48H237V47H236ZM241 48H243V47H241ZM247 48H248V47H247ZM6 49H7V48H6ZM6 49H5V50H6ZM29 49H30V48H29ZM90 49H91V48H90ZM116 49H118V48H116ZM123 49H124V47H123ZM136 49H137V48H136ZM141 49L144 50L145 47H144V48L142 47ZM165 49H166V46H165ZM178 49H179V48H178ZM227 49H228V48H227ZM231 49H232V48H231ZM238 49H239V48H238ZM238 49H237V50H238ZM244 49H245V48H244ZM244 49H243V50H244ZM108 50H109V49H108ZM118 50H119V49H118ZM129 50H130V49H129ZM138 50H139V49H138ZM138 50H137V51H138ZM143 50L141 51L142 53H143ZM153 50H155V49L153 48ZM160 50H161V49H160ZM184 50H185V49H184ZM189 50H191V49H189ZM200 50H202V49H200ZM200 50H199V51H200ZM208 50H209V49H208ZM212 50H213V49H212ZM221 50H222V49H221ZM232 50H233V49H232ZM240 50L243 51L242 49H240ZM245 50H246V49H245ZM251 50H252V49H251ZM43 51H44V50H43ZM86 51H87V50H86ZM116 51H117V50H116ZM125 51H126V50H124V52H125ZM150 51H151V50H150ZM176 51H177V50H176ZM191 51H192V50H191ZM196 51H197V50H196ZM252 51H253V50H252ZM256 51H257V50H256ZM94 52H95V51H94ZM98 52H99V49H98ZM112 52H113V51H112ZM112 52H111V54H112ZM114 52H115V51H114ZM117 52H118V51H117ZM131 52H132V51H131ZM144 52H145V51H144ZM165 52H167V51H165ZM173 52H174V50H173ZM173 52H172V53H173ZM184 52H185V51H184ZM222 52H223V50H222ZM228 52H229V51H228ZM237 52H238V51H237ZM250 52H251V51H250ZM259 52H260V51H259ZM66 53H67V52H66ZM79 53H80V52H79ZM87 53H88V52H87ZM95 53H96V52H95ZM99 53H100V52H99ZM101 53H102V52H101ZM115 53H116V52H115ZM133 53H135V52H133ZM154 53H155V52H154ZM159 53H160V52H159ZM170 53H171V50H170ZM180 53H181V52H180ZM195 53H196V52H195ZM240 53H241V52H240ZM36 54H37V53H36ZM80 54H81V53H80ZM80 54H79V55H80ZM83 54H84V52H83ZM96 54H97V53H96ZM125 54H126V53H124V55H125ZM189 54H190V53H189ZM199 54H202V52H201V53L199 52ZM211 54H212V53H210V55H211ZM247 54H248V53H247ZM251 54H252V52H251ZM262 54H264V53H262ZM87 55H88V54H87ZM100 55H101V54H100ZM105 55H106V54H105ZM109 55H110V54H109ZM155 55H156V53H155ZM159 55H160V54H159ZM159 55H157V56H159ZM182 55H183V54H182ZM231 55H232V54H231ZM7 56H8V55H7ZM7 56H6V57H7ZM95 56H96V55H95ZM101 56H102V55H101ZM107 56H108V54H107ZM116 56H117V55H116ZM118 56H119V55H118ZM136 56H137V55H136ZM153 56H154V55H153ZM167 56H168V55H167ZM185 56H186V55H185ZM212 56H213V55H212ZM232 56H234V55H232ZM232 56H231V57H232ZM249 56H251V55L249 54ZM155 57H156V56H155ZM162 57H163V56H162ZM162 57H161V58H162ZM165 57H166V55H165ZM173 57H174V56H173ZM190 57H191V56H190ZM223 57H224V56H223ZM225 57H226V56H225ZM228 57H229V55H228ZM247 57H248V56H247ZM259 57H260V55H259ZM0 58H1V57H0ZM109 58H110V57H109ZM140 58H141V57H140ZM145 58H146V57H145ZM147 58H148V57H147ZM150 58H151V56H150ZM156 58H157V57H156ZM167 58H168V57H167ZM167 58H166V59H167ZM171 58H172V57H171ZM175 58H178V56L175 55V57H174L173 60H175ZM219 58H220V57H219ZM242 58H243V57H242ZM1 59H2V58H1ZM111 59H112V57H111ZM117 59H118V58H117ZM152 59H153V58H152ZM162 59H163V58H162ZM162 59H161V60H162ZM180 59H181V58H180ZM220 59H221V58H220ZM228 59H230V58H227V61H228ZM231 59H232V58H231ZM234 59H235V58H234ZM244 59H245V58H244ZM249 59H250V58H249ZM252 59H253V58H251V60H252ZM256 59H257V57H256ZM99 60H100V59H99ZM103 60H105V59H103ZM132 60H133V59H132ZM135 60H136V59H135ZM144 60H145V59H144ZM149 60H150V59H149ZM183 60H184V59H183ZM183 60L181 59V61H182L181 64L183 63ZM232 60H233V59H232ZM241 60H242V59H241ZM34 61H35V60H34ZM96 61H97V60H96ZM106 61H107V60H106ZM157 61H158V60H157ZM159 61H160V60H159ZM169 61H172V59H169ZM206 61H207V60H206ZM206 61H205V62H206ZM220 61H221V60H220ZM224 61H225V60H224ZM243 61H244V60H243ZM255 61H256V60H255ZM132 62H134V61H132ZM144 62H145V61H144ZM148 62H149V61H148ZM153 62H154V61H153ZM155 62H156V61H155ZM162 62H163V61H162ZM162 62H161V63H162ZM185 62H186V61H185ZM197 62H198V61H197ZM207 62H208V61H207ZM207 62H206V63H207ZM252 62H254V61H252ZM262 62H264V61H262ZM47 63H48V62H47ZM66 63H67V61H66ZM75 63H76V62H75ZM93 63H94V62H93ZM106 63H107V62H106ZM114 63H115V62H114ZM135 63H136V62H135ZM176 63H177V62H176ZM199 63H200V62H199ZM217 63H218V62H217ZM217 63H216V64H217ZM219 63H220V62H219ZM232 63H234V62H232ZM236 63H237V62H236ZM241 63H242V62H241ZM246 63H247V62H246ZM255 63H256V62H255ZM257 63L259 64V63H261V62H257ZM62 64H63V63H62ZM67 64H68V63H67ZM79 64H80V63H79ZM94 64H95V63H94ZM107 64H108V63H107ZM107 64H106V65H107ZM109 64H110V63H109ZM115 64H116V63H115ZM125 64H126V63H125ZM137 64H138V63H137ZM143 64H144V63H143ZM172 64H173V63H172ZM184 64H185V63H184ZM207 64H208V63H207ZM33 65H34V64H33ZM96 65H97V63H96ZM104 65H105V63H104ZM123 65H124V64H123ZM130 65H131V64H130ZM141 65H142V64H141ZM154 65H155V63H154ZM154 65H153V66H154ZM195 65H196V64H195ZM205 65H206V64H205ZM214 65H215V63H214ZM214 65H213V66H214ZM217 65H218V64H217ZM228 65H229V64H228ZM233 65H234V64H233ZM236 65L239 66L238 63H237ZM242 65H243V64H242ZM250 65H251V63H250ZM254 65H255V64H254ZM260 65H261V64H260ZM39 66H40V65H39ZM91 66H92V64H91ZM94 66H95V65H94ZM94 66H93V67H94ZM110 66H111V65H110ZM112 66H113V65H112ZM142 66H143V65H142ZM189 66H190V65H189ZM243 66H244V65H243ZM262 66H264V65H262ZM25 67H26V66H25ZM37 67H38V66H37ZM37 67H35V68H37ZM97 67H98V66H97ZM99 67H100V66H99ZM106 67H108V66H106ZM139 67H140V66H139ZM178 67H179V66H178ZM183 67H185V66H183ZM200 67H201V66H200ZM208 67H209V66H208ZM208 67H207V68H208ZM217 67H218V66H217ZM219 67H220V66H219ZM222 67H223V66H222ZM246 67H247V66H246ZM258 67H259V66H258ZM119 68H120V67H119ZM157 68H158V67H157ZM163 68H164V66H163ZM163 68H162V69H163ZM189 68H190V67H189ZM238 68H239V67H238ZM244 68H245V67H244ZM253 68H255V66H254ZM259 68H260V67H259ZM27 69H29V67H28ZM27 69H26V70H27ZM43 69H44V67H43ZM162 69H161V70H162ZM166 69H167V68H166ZM190 69H191V68H190ZM210 69H211V68H210ZM220 69H221V68H220ZM236 69H237V68H236ZM261 69L264 70V68H260V70H261ZM38 70H39V69H38ZM38 70H37V71H38ZM46 70H47V69H46ZM98 70L101 71L100 69H98ZM106 70H107V69H106ZM114 70H115V69H114ZM182 70H183V69H182ZM185 70H186V69H185ZM195 70H196V69H195ZM195 70H194V71H195ZM202 70H203V69H202ZM214 70H216V69L214 68ZM218 70H219V69H218ZM231 70H232V69H231ZM233 70H234V69H233ZM238 70L240 71V69H238ZM252 70H253V69H251V71H252ZM15 71H16V70H15ZM43 71H44V70H43ZM43 71H42V73H43ZM102 71H103V68H102ZM158 71H159V70H158ZM183 71H184V70H183ZM192 71H193V70H192ZM210 71H211V70H210ZM227 71H228V70H227ZM227 71H226V72H227ZM236 71H237V70H236ZM241 71H242V70H241ZM244 71H246V70H243L242 72H244ZM56 72H57V71H56ZM94 72H96V71H94ZM174 72H175V74H176V71H174ZM180 72H181V71H180ZM204 72H205V70H204ZM257 72H258V71H257ZM257 72H256V73H257ZM28 73H29V70H28ZM106 73H107V72H106ZM178 73H179V72H178ZM195 73H196V72H195ZM210 73H211V72H210ZM229 73H230V72H229ZM251 73H252V72H251ZM121 74H122V73H121ZM123 74H124V73H123ZM169 74H170V73H169ZM191 74H192V73H191ZM197 74H198V72H197ZM197 74H196V75H197ZM211 74H212V73H211ZM227 74H228V73H227ZM246 74H247V73H246ZM260 74H261V72H260ZM262 74H264V73H262ZM25 75H26V74H25ZM28 75H29V74H28ZM42 75H43V74H42ZM78 75H79V74H78ZM92 75H93V74H92ZM94 75H95V73H94ZM97 75H98V73H97ZM103 75H104V74H103ZM109 75H110V74H109ZM142 75H143V71H142ZM155 75H156V74H155ZM162 75H163V74H162ZM165 75H166V74H165ZM200 75H201V74H200ZM205 75H206V74H205ZM205 75H204V76H205ZM212 75H213V74H212ZM216 75L218 76L219 74L216 72ZM243 75H244V74H243ZM257 75H259V74H257ZM31 76H32V75H31ZM34 76H35V75H34ZM37 76H38V75H37ZM44 76H45V74H44ZM112 76H113V75H112ZM122 76H123V75H122ZM122 76H120V77H122ZM140 76H141V75H140ZM192 76H193V75H192ZM192 76H191V77H192ZM214 76H215V75H214ZM229 76H230V74H229ZM235 76H236V75H235ZM261 76L264 77V75H261ZM17 77H19V76H17ZM27 77H29V76H27ZM62 77H63V74H62ZM91 77H92V76H91ZM103 77H104V76H103ZM105 77H106V76H105ZM109 77H111V76H109ZM116 77H117V75H116ZM125 77H126V76H125ZM125 77H123V78H125ZM135 77H136V75H135ZM144 77H145V76H144ZM155 77H156V76H155ZM157 77H158V75H157ZM157 77H156V78H157ZM160 77H161V76H160ZM165 77H166V76H165ZM194 77L196 78V76H194ZM194 77H193V78H194ZM244 77H245V76H244ZM253 77H254V76H253ZM63 78H64V77H63ZM65 78H66V77H65ZM81 78H82V77H81ZM85 78H86V77H85ZM100 78H101V75H100ZM113 78H114V77H113ZM113 78H112V81H113ZM140 78H141V77H140ZM140 78H138V79H140ZM162 78H163V77H162ZM188 78H189V76H188ZM211 78H212V77H211ZM223 78H224V77H223ZM43 79H44V78H43ZM101 79H102V78H101ZM117 79H118V78H117ZM121 79H122V78H121ZM163 79H164V78H163ZM204 79H205V77H204ZM209 79H210V78H209ZM221 79H222V78H221ZM244 79H246V78H244ZM249 79H250V78H249ZM262 79H264V78H262ZM3 80H4V79H3ZM29 80H30V79H29ZM47 80H48V79H47ZM93 80H94V79H93ZM93 80H92V82H94ZM104 80L106 81V79H104ZM152 80H153V78H152ZM170 80H171V79H170ZM170 80H169V81H170ZM206 80H207V79H206ZM212 80H213V78H212ZM215 80H216V79H215ZM230 80H231V79H230ZM251 80H252V79H251ZM19 81H20V80H19ZM25 81H26V79H25ZM41 81H42V80H41ZM44 81H45V80H44ZM55 81H56V79H55ZM57 81H58V80H57ZM118 81H119V80H118ZM120 81H121V80H120ZM141 81H142V80H141ZM153 81H154V80H153ZM160 81H161V80H160ZM203 81H204V80H203ZM242 81H243V80H242ZM247 81H249V80H247ZM256 81H257V80H256ZM11 82H12V81H11ZM45 82H46V81H45ZM95 82H96V81H95ZM109 82H110V80H109ZM156 82H157V81H156ZM178 82H179V81H178ZM188 82H189V81H188ZM200 82H201V81H200ZM207 82H208V81H207ZM234 82H235V81H234ZM14 83H15V82H14ZM20 83H22V82H20ZM42 83H43V82H42ZM90 83H91V82H90ZM90 83H89V84H90ZM152 83H153V82H152ZM154 83H155V82H154ZM158 83H159V80H158ZM162 83H163V82H162ZM168 83H169V82H168ZM179 83H180V82H179ZM205 83H206V82H205ZM210 83H211V82H210ZM247 83H248V82H247ZM95 84H96V83H95ZM108 84H109V83H108ZM141 84H142V83H141ZM155 84H156V83H155ZM160 84H161V83H160ZM181 84H182V83H181ZM249 84H250V83H249ZM251 84H252V83H251ZM27 85H28V84H27ZM32 85H33V83H32ZM46 85H47V84H46ZM90 85H91V84H90ZM93 85H94V84H93ZM93 85H91V86H93ZM150 85H151V84H150ZM150 85H149V86H150ZM207 85H208V84H207ZM232 85H233V84H232ZM243 85H244V84H243ZM253 85H254V84H253ZM102 86H103V85H102ZM152 86H153V85H152ZM161 86H162V85H161ZM181 86H182V85H181ZM200 86H201V84H200ZM236 86H237V85H236ZM258 86L261 87V85H258ZM258 86H256V87H258ZM29 87H30V86H29ZM56 87H57V86H56ZM73 87H74V85H73ZM95 87H96V86H95ZM107 87L110 88L109 86H107ZM107 87H105V89H107ZM158 87H159V86H158ZM168 87H169V86H168ZM212 87H213V85H212ZM254 87H255V86H254ZM58 88H59V87H58ZM93 88H94V87H93ZM103 88H104V86H103ZM155 88H156V87H155ZM155 88H154L155 92H156V90L158 91V89H157V88L155 89ZM173 88H174V87H173ZM207 88H208V87H207ZM214 88H215V87H214ZM218 88H219V86H218ZM245 88H246V86H245ZM258 88H259V87H258ZM258 88H257V90H258ZM262 88H264V86H262ZM34 89H36V88H34ZM79 89H80V88H79ZM89 89H90V88H89ZM95 89H96V88H95ZM143 89H147V88H144V87H143ZM160 89H161V87H160ZM162 89H163V88H162ZM175 89H176V88H175ZM197 89H198V88H197ZM240 89H241V88H240ZM246 89L248 90V88H246ZM42 90H43V89H42ZM61 90H62V89H61ZM77 90H78V89H77ZM92 90H93V89H92ZM103 90H104V89H103ZM148 90H149V89H148ZM163 90H164V89H163ZM188 90H190V89H188ZM226 90H227V89H226ZM253 90H254V89H253ZM253 90H252V91H253ZM22 91H23V90H22ZM78 91L80 92V90H78ZM78 91H77V93H79ZM112 91H113V90H112ZM130 91H131V90H130ZM141 91H142V90H141ZM146 91H147V90H146ZM152 91H153V89H152ZM177 91H178V90H177ZM182 91H183V90H182ZM195 91H196V90H195ZM232 91H233V90H232ZM42 92H43V91H42ZM88 92H89V90H88ZM94 92H95V91H94ZM153 92H154V91H153ZM185 92H186V91H185ZM209 92H210V91H209ZM226 92H227V91H226ZM234 92H235V91H234ZM241 92H242V91H241ZM246 92H247V91H246ZM260 92H261V91H260ZM19 93H21V92H19ZM58 93H59V92H58ZM75 93H76V91H75ZM83 93H84V92H83ZM103 93H104V92H103ZM143 93H144V92H143ZM157 93H158V92H157ZM166 93H167V92H166ZM182 93H183V92H182ZM182 93H181V91H180V94H182ZM188 93H189V91H188ZM196 93H197V92H196ZM212 93H213V91H211V94H212ZM228 93H229V92H228ZM239 93H240V91H239ZM254 93H256V92L254 91ZM81 94H82V93H81ZM84 94H85V93H84ZM97 94H98V93H97ZM99 94H100V93H99ZM99 94H98V95H99ZM136 94H137V93H136ZM171 94H172V92H171ZM207 94H208V92H207ZM215 94H217L216 91H215ZM221 94H222V93H221ZM257 94H258V93H257ZM24 95H25V93H24ZM37 95H38V94H37ZM42 95H43V94H42ZM118 95H120V94H118ZM163 95H164V94H163ZM168 95H169V92H168ZM172 95H173V94H172ZM189 95H190V94H189ZM199 95H200V94H199ZM204 95H205V94H204ZM237 95H238V94H237ZM261 95H262V94H261ZM80 96H81V95H80ZM123 96H124V95H123ZM130 96H131V95H130ZM135 96H136V95H135ZM159 96H160V95H159ZM169 96H170V95H169ZM176 96H177V95H176ZM213 96H215V95H213ZM227 96H228V94H227ZM227 96H224V97L227 98ZM36 97H37V96H36ZM64 97H65V96H64ZM76 97H77V96H76ZM96 97H97V96H96ZM136 97H137V96H136ZM138 97H139V96H138ZM170 97H171V96H170ZM174 97H175V96H174ZM184 97H185V96H184ZM207 97H209V94H208ZM210 97H211V96H210ZM215 97H216V96H215ZM241 97H242V96H241ZM78 98L81 99V98L79 97V94H78ZM85 98H87V96H86ZM99 98H100V97H99ZM105 98H106V96H105ZM117 98H118V97H117ZM119 98H120V97H119ZM151 98H152V97H151ZM161 98H166V97H161ZM180 98H181V97H180ZM182 98H183V97H182ZM196 98H197V96H196ZM213 98H214V97H213ZM231 98H232V97H231ZM233 98H234V96H233ZM248 98H249V97H248ZM58 99H59V98H57V100H58ZM75 99L77 100V98H75ZM82 99H83V98H82ZM82 99H81V100H82ZM103 99H104V96H103ZM106 99H107V98H106ZM108 99H109V98H108ZM152 99H153V98H152ZM183 99H184V98H183ZM186 99H187V98H186ZM203 99H204V98H203ZM209 99H210V98H209ZM214 99H215V98H214ZM222 99H223V98H222ZM249 99H250V98H249ZM59 100H60V99H59ZM93 100H94V99H93ZM100 100H101V99H100ZM104 100H105V99H104ZM120 100H121V99H120ZM131 100H133V98H132ZM164 100H165V99H164ZM170 100H171V99H170ZM170 100H169V101H170ZM174 100H175V98H174ZM174 100H173V101H174ZM200 100H201V99H200ZM212 100H213V99H212ZM218 100L220 101V99H218ZM232 100H233V99H232ZM235 100H236V99H235ZM244 100H245V99H244ZM251 100H252V99H251ZM77 101H78V100H77ZM77 101H76V102H77ZM83 101H84V100H83ZM83 101H81V102H83ZM87 101H88V100H87ZM107 101H108V100H107ZM107 101H106V102H107ZM123 101H125V100H123ZM126 101H127V100H126ZM135 101H136V100H135ZM149 101H150V100H149ZM149 101H148V103H149ZM171 101H172V100H171ZM184 101H185V99H184ZM188 101H189V100H188ZM192 101H193V100H192ZM213 101H214V100H213ZM230 101H231V99H230ZM233 101H234V100H233ZM246 101H247V100H246ZM257 101L259 102L260 100H257ZM93 102H94V101H93ZM102 102H103V101H102ZM104 102H105V101H104ZM141 102H142V101H141ZM152 102H153V101H152ZM162 102H163V101H162ZM185 102H187V101H185ZM185 102H184V103H185ZM204 102H205V101H204ZM225 102H226V100H225ZM228 102H229V101H228ZM234 102H236V101H234ZM238 102H239V101H238ZM242 102H243V99H242ZM249 102H250V101H249ZM254 102H255V100H254ZM0 103H1V102H0ZM21 103H22V102H21ZM36 103H37V102H36ZM36 103H35V104H36ZM60 103H61V101H60ZM66 103H68V102H66ZM69 103H70V102H69ZM84 103H85V102H84ZM84 103H83V104H84ZM90 103H91V102H90ZM90 103H89V104H90ZM96 103H97V102H96ZM108 103H109V102H108ZM118 103H119V102H118ZM123 103H124V102H123ZM132 103H133V102H132ZM132 103H131V105H132ZM150 103H151V102H150ZM150 103H149V104H150ZM177 103H178V102H177ZM179 103H180V105H181V101H180ZM179 103H178V104H179ZM188 103L190 104V102H188ZM216 103H217V101H216ZM219 103H220V102H219ZM226 103H227V102H226ZM232 103H233V102H232ZM236 103H237V102H236ZM244 103H245V102H244ZM262 103H264V102H262ZM22 104H23V103H22ZM31 104H32V103H31ZM99 104H100V103H99ZM156 104H157V102H156ZM170 104H171V103H170ZM189 104H186V103H185V105H189ZM199 104H200V103H199ZM205 104H206V103H205ZM217 104H218V103H217ZM234 104H235V103H234ZM237 104L240 105L239 103H237ZM62 105H63V104H62ZM94 105H96V104H94ZM124 105H126V104H124ZM127 105H128V104H127ZM131 105H129L128 107H130ZM157 105H159V103H158ZM167 105H168V104H167ZM167 105H166V106H167ZM190 105H191V104H190ZM215 105H216V104H215ZM219 105H220V104H219ZM226 105H227V104H226ZM238 105H237V108H238ZM247 105H248L247 108L251 107V106L249 105V103H247ZM257 105H258V104H257ZM31 106H32V105H31ZM53 106H55V105H53ZM56 106H57V104H56ZM56 106H55V107H56ZM74 106H75V105H74ZM84 106H85V105H84ZM84 106H83V107H84ZM99 106H100V105H99ZM132 106H134V105H132ZM137 106H138V105H137ZM145 106H146V105H145ZM148 106H149V105H148ZM150 106H151V105H150ZM160 106H161V105H160ZM171 106H172V105H171ZM174 106H175V105H174ZM174 106H173V107H174ZM191 106H192V105H191ZM208 106H209V105H208ZM230 106H231V105H230ZM253 106H254V104H253ZM51 107H52V106H51ZM96 107H97V106H96ZM101 107H102V106H101ZM122 107H123V106H122ZM135 107H136V106H135ZM140 107H141V106H140ZM162 107H163V106H162ZM164 107H165V106H164ZM164 107H163V108H164ZM173 107H171V108H173ZM194 107H195V106H194ZM255 107H257V106H255ZM70 108H71V107H70ZM75 108H76V107H75ZM79 108H80V107H79ZM87 108H88V107H87ZM90 108H91V107H90ZM99 108H100V107H99ZM99 108L97 107V109H99ZM103 108H104V107H103ZM105 108H106V107H105ZM138 108H139V107H138ZM143 108H144V107H143ZM154 108H155V107H154ZM218 108H219V107H218ZM226 108H227V107H226ZM229 108H230V107H229ZM50 109H51V108H50ZM73 109H74V107H73ZM84 109H85V108H84ZM84 109H83V110H84ZM141 109H142V108H141ZM144 109H145V108H144ZM167 109H168V107H167ZM183 109H184V107H183ZM214 109H215V107H214ZM227 109H228V108H227ZM243 109H244V106H243ZM71 110H72V109H71ZM130 110H132V107H131ZM134 110L136 111V109H134ZM152 110H153V108H152ZM152 110H151V111H152ZM179 110H180V109H179ZM179 110H178V111H179ZM181 110H182V109H181ZM184 110H185V109H184ZM184 110H183V111H184ZM194 110H195V109H194ZM197 110H198V109H196V111H197ZM201 110H202V109H201ZM205 110H206V109H205ZM207 110H208V109H207ZM210 110H211V109H210ZM212 110H213V109H212ZM224 110H226V109H224ZM255 110H256V108H255ZM261 110H262V109H261ZM261 110H260V111H261ZM39 111H41V110L39 109ZM73 111H74V110H73ZM85 111H86V110H85ZM135 111H134V112H135ZM167 111H168V110H167ZM215 111H216V109H215ZM226 111H228V110H226ZM226 111H225V112H226ZM258 111H259V110H258ZM37 112H38V111H37ZM47 112H48V111H47ZM66 112H67V111H66ZM81 112H82V109H81ZM153 112H154V111H153ZM155 112H156V111H155ZM165 112H166V111H165ZM169 112H171V111H169ZM179 112H180V111H179ZM189 112H190V111H189ZM197 112H198V111H197ZM201 112H202V111H201ZM228 112H229V111H228ZM256 112H257V111H256ZM84 113H85V112H84ZM88 113H89V110H88ZM93 113H94V112H93ZM102 113H103V112H102ZM123 113H125V112H124V109H123ZM130 113H132V112L130 111ZM145 113H146V112H145ZM145 113H144V114H145ZM156 113H157V112H156ZM183 113H184V112H183ZM187 113H188V112H187ZM194 113H195V112H193V114H194ZM206 113H207V112H206ZM216 113H217V112H216ZM216 113H215V114H216ZM240 113H241V112H240ZM253 113H254V111H253ZM257 113H259V112H257ZM261 113H262V112H261ZM16 114H17V113H16ZM80 114H81V113H80ZM86 114H87V113H86ZM91 114H92V112H91ZM142 114H143V113H142ZM154 114H155V113H154ZM174 114H175V112H174ZM191 114H192V113L190 112L189 115L191 116ZM57 115H58V114H57ZM65 115H66V114H65ZM83 115H84V114H82V116H83ZM92 115H94V114H92ZM95 115H96V114H95ZM118 115H119V113H118ZM120 115H121V114H120ZM125 115H126V114H125ZM138 115H139V114H138ZM156 115H157V114H156ZM175 115H176V114H175ZM175 115H173V116H174L175 118H177ZM177 115H178V114H177ZM199 115H200V113H199ZM212 115L214 116V114H212ZM220 115H221V114H220ZM228 115H230V114L228 113ZM236 115H237V114H236ZM248 115H249V114H248ZM248 115H247V117H248ZM40 116H41V115H40ZM72 116H73V115H72ZM75 116H76V114H75ZM82 116H80V117H82ZM89 116H91V115H89ZM113 116H115V115H113ZM129 116H131V115L129 114ZM140 116H141V115H140ZM140 116H138V117H140ZM145 116H146V115H145ZM157 116H158V115H157ZM159 116H160V115H159ZM173 116L171 115V117H173ZM178 116H179V115H178ZM183 116H184V115H183ZM183 116H182V114H181L182 119H183ZM197 116H198V115H197ZM230 116H231V115H230ZM230 116H227V118L230 117ZM251 116H252V115H251ZM256 116H257V115H256ZM262 116H264V115H262ZM53 117H54V116H53ZM115 117H117V116H115ZM181 117H178V119L181 118ZM191 117H192V116H191ZM195 117H196V116H195ZM225 117H226V116H225ZM254 117H255V116H254ZM59 118H60V117L58 116V119H59ZM64 118H65V117H64ZM64 118H63V119H64ZM87 118H88V117H87ZM125 118H126V117H125ZM150 118H151V117H150ZM157 118H159V117H157ZM161 118H163V116H162ZM169 118H170V117H169ZM186 118H189V117H186ZM198 118H199V116H198ZM231 118H232V117H231ZM233 118H234V117H233ZM252 118H253V116H252ZM53 119H54V118H53ZM56 119H57V117L55 118V120H56ZM58 119H57V120H58ZM60 119H61V118H60ZM65 119H66V118H65ZM73 119H75V118H73ZM117 119H118V117H117ZM139 119H140V118H139ZM171 119H172V118H171ZM171 119H170V120H171ZM184 119H185V118H184ZM201 119H202V118H200L199 120H201ZM204 119H206V118H204ZM209 119H210V117H209ZM212 119H213V118H212ZM214 119H215V118H214ZM247 119H248V118H247ZM6 120H7V119H6ZM41 120H42V119H41ZM100 120H101V119H100ZM148 120H149V119H148ZM152 120H153V119H152ZM157 120H158V119H157ZM175 120H176V119H175ZM202 120H203V119H202ZM216 120H217V119H216ZM220 120H221V119H220ZM224 120H225V119H224ZM229 120H230V119H229ZM242 120H243V116H242ZM250 120H254V119H250ZM21 121H22V120H21ZM42 121H43V120H42ZM73 121H74V120H73ZM77 121H78V120H77ZM105 121L107 122V120H105ZM159 121H161V120H159ZM168 121H169V120H168ZM172 121H173V123H174V120H173V119H172ZM172 121H171V122H172ZM179 121L183 123V121H181V120H179ZM179 121H178V122H179ZM208 121H210V120H208ZM211 121H212V120H211ZM217 121H218V120H217ZM239 121H240V120H239ZM257 121H258V120H257ZM60 122H62V121H60ZM115 122H116V121H115ZM119 122H120V121H119ZM135 122H136V121H135ZM157 122H158V121H157ZM157 122H156V123H157ZM162 122H163V121H162ZM171 122H170V123H171ZM191 122H193V121H191ZM191 122L189 121V123H191ZM198 122H199V121H198ZM198 122H197V123H198ZM215 122H216V121H215ZM220 122H221V121H220ZM226 122H227V121H226ZM228 122H229V121H228ZM228 122H227V125L229 124ZM242 122H243V121H242ZM245 122H246V120H245ZM248 122H249V121H248ZM250 122H251V121H250ZM110 123H111V121H110ZM110 123H109V124H110ZM116 123H117V122H116ZM120 123H121V122H120ZM141 123H142V118H141ZM168 123H169V122H168ZM202 123H203V122H202ZM207 123H209V122H207ZM230 123H231V122H230ZM232 123H233V121H232ZM252 123H253V122H252ZM49 124H50V123H49ZM74 124H75V123H74ZM114 124H115V123H114ZM118 124H119V123H117L116 126H117ZM137 124H140V123H137ZM160 124H162V123L159 122V125H160ZM163 124H165V122H164ZM210 124H211V123H210ZM210 124H208V125L210 126ZM217 124H219V123H217ZM237 124H238V123H237ZM240 124H241V123H240ZM242 124H243V123H242ZM242 124H241V126L243 127ZM246 124H247V122H246ZM259 124H260V123H259ZM34 125H35V124H34ZM45 125H47V124H45ZM85 125H86V124H85ZM121 125H122V124H121ZM134 125H135V124H134ZM142 125H143V127L146 128V126H145L144 124H142ZM142 125H141V127H142ZM156 125H157V124H156ZM156 125H155V127H156ZM165 125H166V124H165ZM165 125H164V126H165ZM168 125H169V124H168ZM186 125H187V124H183V126H186ZM190 125H191V124H189V127H190ZM193 125H195V124H193ZM198 125L201 126V124H199V123H198ZM198 125H197L196 127H198ZM205 125H206V124H205ZM229 125H230V124H229ZM231 125H232V124H231ZM231 125H230V128H232ZM127 126H128V125H127ZM137 126L140 127V125H137ZM147 126H148V125H147ZM152 126H153V125H152ZM161 126H162V125H161ZM221 126H222V124H221ZM245 126H246V125H245ZM248 126H249V125H248ZM260 126H261V124H260ZM81 127H82V126H81ZM111 127H112V126H111ZM128 127H129V126H128ZM172 127H173V126H172ZM180 127H181V126H180ZM186 127H188V126H186ZM205 127H206V126H205ZM215 127H216V126H215ZM225 127H227V126H225ZM225 127H224V129H225ZM238 127H239V126H238ZM249 127H250V126H249ZM261 127H262V126H261ZM118 128H119V127H118ZM193 128H194V127H193ZM198 128H199V127H198ZM211 128H212V127H210V129H211ZM110 129H111V128H110ZM126 129H127V128H126ZM140 129H141V128H140ZM140 129H139V130H140ZM158 129H159V128H158ZM158 129H157V130H158ZM169 129H170V128H169ZM169 129H167V130H169ZM181 129H182V128H181ZM187 129H188V128H187ZM187 129L185 128V131H186ZM205 129H206V128H205ZM205 129H204V130H205ZM217 129H218L217 132H219V128H217ZM251 129H252V128H251ZM104 130H105V129H104ZM145 130H146V129H145ZM149 130H150V128H149ZM170 130H171V129H170ZM177 130H178V129H177ZM182 130H183V129H182ZM194 130H195V128L193 129V131H194ZM197 130H199V129H197ZM200 130H201V129H200ZM211 130H212V129H211ZM220 130H221V129H220ZM227 130H228V129H227ZM230 130H231V129H230ZM234 130H235V129H234ZM236 130L239 131V130H241V129L239 128V130H238V128H236ZM258 130H259V129H258ZM261 130H262V129H260V131H261ZM14 131H15V130H14ZM21 131H22V130H21ZM21 131H20V132H21ZM124 131H125V130H124ZM147 131H148V130H147ZM179 131H180V130H179ZM179 131H177V132H179ZM187 131H188V130H187ZM207 131H208V129H207ZM207 131H205V132L207 133ZM225 131H226V129H225ZM231 131H232V130H231ZM246 131L248 132L249 130H246ZM252 131H253V130H252ZM82 132H83V131H82ZM126 132H127V131H126ZM126 132H125V133H126ZM143 132H144V130H143ZM159 132H160V131H159ZM169 132H170V131H169ZM177 132H176V133H177ZM182 132H184V131H182ZM194 132L197 133L196 131H194ZM199 132H201V131H199ZM205 132H204V133H205ZM221 132H222V130H221ZM228 132H229V131H228ZM247 132H246V135H247ZM258 132H259V131H258ZM261 132H262V131H261ZM69 133H70V132H69ZM140 133H141V132H140ZM144 133H145V132H144ZM144 133H143V134H144ZM165 133H166V132H165ZM180 133H181V131H180ZM214 133H215V132H214ZM230 133L233 134V131L230 132ZM236 133H237V132H236ZM236 133H234V134H236ZM240 133H241V132H240ZM240 133H239V134H240ZM248 133L253 134L252 132H248ZM255 133H256V132H255ZM255 133H254V135H255ZM14 134H15V133H14ZM19 134H20V133H19ZM98 134H99V133H98ZM129 134H131V133L129 132ZM177 134H178V133H177ZM181 134H183V133H181ZM192 134H193V133H192ZM207 134H209V133H207ZM217 134H218V133H217ZM217 134H216V135H217ZM219 134H220V132H219ZM244 134H245V133H244ZM258 134H259V133H258ZM41 135H42V134H41ZM144 135H145V134H144ZM144 135H143V136H144ZM163 135H164V134H163ZM165 135H166V134H165ZM167 135H169V134H167ZM173 135H174L173 137L175 138V134H173ZM178 135L180 136V134H178ZM196 135H198V134H196ZM5 136H6V135H5ZM10 136H11V135H10ZM62 136H63V135H62ZM148 136H149V135H148ZM148 136H147V137H148ZM153 136H154V135H153ZM161 136H162V134H161ZM200 136H201V135H200ZM203 136H204V135H203ZM206 136H207V135H206ZM211 136H212V135H211ZM221 136H222V135H221ZM221 136H219V137H221ZM225 136H226V135H225ZM239 136H240V138H241V135H239ZM242 136H243V135H242ZM259 136H260V135H259ZM80 137H81V136H80ZM122 137H123V136H122ZM129 137H130V136H129ZM129 137H127V140H128ZM145 137H146V136H145ZM155 137H156V135H155ZM155 137H154V138H155ZM165 137H166V136H165ZM171 137H172V136H171ZM181 137H182V136H181ZM184 137H185V136H184ZM184 137H182V138H184ZM194 137L201 139V137H197V136H194ZM204 137H205V136H204ZM228 137H229V136H228ZM232 137H233V136H232ZM236 137H238V136H236ZM236 137L234 136L233 138H236ZM137 138H139V136H138ZM152 138H153V137H152ZM152 138H151V139H152ZM161 138H163V137H161ZM167 138H168V137H167ZM177 138H178V137H177ZM196 138H195V139H196ZM209 138H210V137H209ZM252 138H254V137H252ZM258 138H260V137H258ZM10 139H12V138H10ZM146 139H149V138H146ZM151 139H150V140H151ZM156 139H157V138H155V141H156ZM172 139H173V138H172ZM179 139H180V138H179ZM179 139H178V140H179ZM203 139H204V138H203ZM205 139H206V138H205ZM213 139H215V138H213ZM18 140H19V139H18ZM27 140H28V139H27ZM27 140H26V141H27ZM116 140H117V139H116ZM150 140H149V141H150ZM152 140H153V139H152ZM178 140H177V141H178ZM189 140H191V139H189ZM197 140H198V139H197ZM209 140H210V139H209ZM211 140H212V139H211ZM217 140H218V137H217ZM224 140H225V139H224ZM232 140H233V139H232ZM250 140H252V139H250ZM261 140H262V138H261ZM5 141H6V140H5ZM120 141H121V140H120ZM144 141H145V140H144ZM149 141L147 140V142H149ZM180 141H181V140H180ZM186 141H187V140H186ZM194 141H195V140H194ZM204 141L206 142V140H204ZM225 141H226V140H225ZM234 141H237V140L235 139ZM30 142H31V141H30ZM34 142H35V141H34ZM50 142H51V141H50ZM139 142H141V141H139ZM145 142H146V141H145ZM152 142H154V141H152ZM152 142H150V143H152ZM170 142H171V141H170ZM174 142H176V141H174ZM181 142H183V141H181ZM188 142H189V145H188V146H190V143H191V142H190V141H188ZM205 142H203V143L205 144ZM210 142H211V141H210ZM237 142H239V141H237ZM22 143H23V142H22ZM45 143H46V142H45ZM126 143H127V142H126ZM166 143H167V142H166ZM171 143H172V142H171ZM176 143H177V142H176ZM196 143H197V142H196ZM213 143H214V142H213ZM215 143H216V139H215ZM226 143H227V141H226ZM229 143H230V142H229ZM233 143H234V142H233ZM239 143H240V142H239ZM248 143H249V142H248ZM255 143H256V142H255ZM261 143H262V142H261ZM114 144H116V143H114ZM143 144H144V142H143ZM153 144H154V143H153ZM155 144H156V143H155ZM155 144H154V146H155ZM163 144H164V143H163ZM186 144H188V143H186ZM198 144H200V143H198ZM201 144H202V142H201ZM211 144H212V143H211ZM218 144L221 145L222 143L220 144V142H219ZM240 144H241V143H240ZM121 145H123V143H121ZM127 145H128V144H127ZM134 145H135V144H134ZM150 145H151V144H150ZM168 145H170V144H168ZM171 145H173V144H171ZM171 145H170V148L172 147ZM192 145H193V142H192ZM195 145H196V144H195ZM212 145H213V144H212ZM223 145H224V147H225V144H223ZM233 145H234V144H233ZM237 145H238V144H237ZM241 145H243V144H241ZM241 145H240V146H241ZM111 146H112V145H111ZM125 146H126V145H125ZM151 146H152V145H151ZM186 146H187V145H186ZM186 146H185V147H186ZM188 146H187V147H188ZM193 146H194V145H193ZM196 146H197V145H196ZM205 146H206V145H205ZM205 146H204V147H205ZM210 146H211V145H210ZM210 146H208V148H209ZM244 146H245V145H244ZM249 146H250V145H249ZM262 146H264V145H262ZM27 147H28V145H27ZM29 147H30V146H29ZM34 147H35V146H34ZM120 147H121V146H120ZM122 147H123V146H122ZM136 147H137V146H136ZM143 147H144V146H143ZM148 147H149V146H148ZM157 147H158V146H157ZM157 147H155L156 149L154 148L156 151H157V149H158ZM182 147H183V146H182ZM182 147H181V148H182ZM187 147H186V149H187ZM191 147H192V146H191ZM199 147H201V146L199 145ZM222 147H223V146H222ZM9 148H10V147H9ZM9 148H7V149L9 150ZM51 148H52V147H51ZM74 148H75V147H74ZM117 148H119V147H117ZM128 148H130V147L128 146ZM151 148H152V147H151ZM160 148H161V147H160ZM163 148H164V147H163ZM179 148H180V147H179ZM181 148H180V149H181ZM197 148H198V147H197ZM211 148H212V147H211ZM214 148H215V146H214ZM217 148H219V147H217ZM230 148H231V146H230ZM113 149H114V148H113ZM134 149H135V148H134ZM140 149H141V148H140ZM152 149H153V148H152ZM161 149H162V148H161ZM161 149H159V150H161ZM164 149H165V148H164ZM191 149H192V148H191ZM193 149H194V148H193ZM193 149H192V150H193ZM202 149H203V148H202ZM202 149H201V150H202ZM233 149H235V147H234ZM233 149H232V150H233ZM239 149H240V148H239ZM249 149H250V148H249ZM249 149L247 150L248 152H249ZM35 150H36V149H35ZM149 150H150V149H149ZM182 150H183V149H182ZM192 150H191L190 152H192ZM194 150H195V149H194ZM196 150H197V152H198V149H196ZM214 150H215V149H214ZM219 150H221V149L219 148ZM219 150H218V151L215 150V151H216V152H219ZM227 150L229 151V149H227ZM232 150H231V151H232ZM242 150H243V149H242ZM242 150H241V151H242ZM104 151H105V150H104ZM106 151H107V150H106ZM124 151H125V149H124ZM161 151H162V150H161ZM185 151H186V150H185ZM209 151H210V150H209ZM223 151H224V150H223ZM231 151H230V152H231ZM247 151H246V152H247ZM14 152H15V151H14ZM95 152H96V151H95ZM100 152H101V151H100ZM107 152H108V151H107ZM119 152H120V151H119ZM129 152H130V150H129ZM142 152H143V151H142ZM150 152H151V151H150ZM176 152H177V151H176ZM188 152H189V151H188ZM193 152H196V151H193ZM193 152H192V153H193ZM200 152H201V151H200ZM232 152H233V151H232ZM67 153H68V152H67ZM70 153H71V152H70ZM130 153H131V152H130ZM152 153H153V152H152ZM152 153H151V154H152ZM156 153H158V152H156ZM161 153H162V152H161ZM161 153H160V154H161ZM169 153H170V152H169ZM236 153H237V152H236ZM242 153L244 154V152H242ZM1 154H3V153H1ZM37 154H38V153H37ZM95 154L97 155V153H95ZM100 154H101V153H100ZM118 154H120V153H118ZM121 154H122V153H121ZM140 154H141V153H140ZM148 154H149V152H148ZM199 154H200V153H199ZM205 154H206V153H205ZM232 154H233V153H232ZM250 154H251V153H250ZM131 155H132V154H131ZM134 155H136V154L134 153ZM137 155H138V154H137ZM145 155H146V154H145ZM154 155H155V154H154ZM163 155H164V154H163ZM169 155H170V157H171L172 155H174V153L169 154ZM178 155L183 156V155H181V154H178ZM190 155H191V154H190ZM190 155H189V157H190ZM192 155H194V153H193ZM196 155L198 156L197 153H196ZM200 155H201L200 157L198 156L199 158L202 157V153H201ZM226 155H227V154H226ZM239 155H240V154H239ZM239 155H238V156H239ZM244 155H248V154L245 153ZM261 155H262V154H261ZM68 156H69V155H68ZM84 156H85V154H84ZM111 156H113V155H111ZM129 156H130V155H129ZM138 156H139V155H138ZM138 156H137V158H138ZM142 156H143V155H142ZM149 156H150V155H149ZM151 156H152V155H151ZM158 156H159V155H158ZM207 156H208V155H207ZM217 156H218V155H217ZM228 156H229V155H228ZM230 156H231V154H230ZM1 157H2V155H1ZM78 157H79V155H78ZM105 157L108 158L107 156H105ZM113 157H114V156H113ZM132 157H133V156H132ZM146 157H147V155H146ZM152 157H153V156H152ZM152 157H151V158H152ZM156 157H157V156H156ZM161 157H162V156H161ZM193 157H194V156H192L191 158H193ZM203 157H205V156H203ZM203 157H202V158H203ZM232 157H233V156H231V158H232ZM234 157H235V156H234ZM236 157H237V156H236ZM252 157H254V156H252ZM260 157H262V156H260ZM80 158H82V156H80ZM114 158H115V157H114ZM127 158H128V157H127ZM140 158H141V157H140ZM142 158H143V157H142ZM154 158H155V157H154ZM157 158H158V157H157ZM162 158H164V156H163ZM168 158H169V157H168ZM180 158H181V157H180ZM184 158H185V157H184ZM184 158H183V159H184ZM196 158H197V157H196ZM209 158H210V157H209ZM223 158H224V157H223ZM225 158H227V157L225 156ZM244 158H245V157H244ZM70 159H71V158H70ZM78 159H79V158H78ZM96 159H97V158H96ZM112 159H113V158H112ZM121 159H122V157H121ZM155 159H156V158H155ZM159 159H160V158L156 159V160H158V161H157V162L155 161V162L158 163V162H159ZM164 159H165V158H164ZM164 159H162V161H163ZM183 159H182V160H183ZM194 159H195V158H194ZM197 159H198V158H197ZM205 159H206V158H205ZM218 159H220V158H218ZM241 159H242V158H241ZM246 159H248V156H246ZM246 159H245V160H246ZM81 160H82V159H81ZM84 160H85V159H84ZM169 160H170V159H169ZM175 160H176L175 158H174V160L171 159L172 162H173V161L175 162ZM184 160H185V159H184ZM206 160H208V159H206ZM222 160H225V159H222ZM233 160H234V158H233ZM238 160H240V159H238ZM257 160H258V159H257ZM56 161H57V160H56ZM97 161H98V160H97ZM97 161H96V162H97ZM132 161H134V160H132ZM195 161H196V160H195ZM195 161H194L193 163H195ZM197 161H199V160H197ZM211 161H212V159H211ZM220 161H221V160H220ZM242 161H243V159H242ZM250 161H251V160H250ZM261 161H264V160H261ZM59 162H60V161H59ZM93 162H94V161H93ZM125 162H126V161H125ZM144 162H145V161H144ZM147 162H148V161H147ZM153 162H154V161H153ZM163 162H165V161H163ZM185 162H186V160H185ZM185 162H184V163H185ZM204 162H206V161L204 160ZM209 162H210V160H209ZM213 162H214V161H213ZM230 162H231V161H230ZM232 162H233V161H232ZM232 162H231V163H232ZM237 162H238V161H237ZM56 163H57V162H56ZM148 163H149V162H148ZM159 163H161V162H159ZM202 163H203V162H201V164H202ZM206 163H208V162H206ZM218 163H219V162H218ZM223 163H224V161H223ZM233 163H234V162H233ZM235 163H236V162H235ZM235 163H234V164H235ZM243 163H244V162H243ZM256 163H258V162H256ZM256 163H255V164H256ZM30 164H31V163H30ZM80 164H81V163H80ZM114 164H115V163H114ZM124 164H126V163H124ZM130 164H131V163H130ZM138 164H139V163H138ZM141 164H142V163H141ZM146 164H147V163H146ZM167 164H168V163H167V161H166V165H167ZM174 164H175V163H174ZM174 164H173V165H174ZM178 164H179V162H178ZM201 164L199 163V165H201ZM221 164H222V163H221ZM234 164H233V165H234ZM237 164H238V163H237ZM244 164H245V163H244ZM246 164H247V163H246ZM128 165H129V163H128ZM133 165H134V163H133ZM142 165H143V164H142ZM144 165H145V164H144ZM147 165H148V164H147ZM149 165H150V168H152V167H151V163H149ZM149 165H148V167H149ZM156 165H157V164H156ZM158 165H159V164H158ZM164 165H165V164L163 163L162 165H160V167H161V166L163 167ZM185 165H186V164H185ZM188 165H189V164H188ZM188 165H187V167H188ZM194 165H195V164H194ZM194 165H193V166H194ZM196 165H197V164H196ZM209 165H210V164H209ZM209 165L207 164L208 167H209ZM228 165H229V164H228ZM228 165H227V166H228ZM241 165H242V164H241ZM241 165H240V166H241ZM252 165H253V164H252ZM261 165H262V164H261ZM103 166H105V165H103ZM106 166H107V165H106ZM212 166H213V165H212ZM217 166H218V165H217ZM238 166H239V165H238ZM257 166H260V165L258 164ZM42 167H43V166H42ZM46 167H47V166H46ZM51 167H52V166H51ZM75 167H76V166H75ZM86 167H87V165H86ZM86 167H85V169H86ZM117 167H118V166H117ZM129 167H130V165H129ZM164 167H165V166H164ZM164 167H163V168H164ZM180 167H181V166H180ZM184 167H185V166H184ZM187 167H186V168H187ZM196 167H198V166H196ZM196 167H194V169H195ZM228 167H229V166H228ZM230 167H231V166H230ZM262 167H264V166H262ZM0 168H1V167H0ZM2 168H3V167H2ZM4 168H5V167H4ZM10 168H11V167H10ZM76 168H77V167H76ZM109 168H110V167H109ZM130 168H131V167H130ZM163 168H161V169H163ZM166 168L168 169L167 166H166ZM166 168H164V169H166ZM170 168H171V167H170ZM170 168H169V169H170ZM182 168H183V167H182ZM186 168H185V169L183 168L182 171L186 170ZM209 168H212V167H209ZM241 168H243V167H241ZM253 168H255V167L253 166ZM258 168H260V167H258ZM107 169H108V168H107ZM111 169H112V167H111ZM115 169H116V168H115ZM117 169H118V168H117ZM120 169H121V167H120ZM123 169H124V168H123ZM133 169H134V166H133ZM136 169L138 170L139 168H136ZM147 169H149V168H147ZM147 169H146V171H147ZM169 169H168V171H167L168 174H170V173H169V172H170ZM171 169H172V168H171ZM180 169H181V168H180ZM198 169H199V168H198ZM206 169H207V168H206ZM216 169H217V168H216ZM216 169H215V170H216ZM228 169H229V168H228ZM251 169H252V168H251ZM32 170H34V169H32ZM37 170H38V169H37ZM47 170H48V169H47ZM47 170H46V171H47ZM77 170H79V169L77 168ZM101 170H102V169H101ZM149 170H150V172H151V170L153 171V169H149ZM176 170H178V169H176ZM176 170H175V171H176ZM188 170L190 171V168H189ZM188 170H187V171H188ZM199 170H200V169H199ZM218 170H219V169H218ZM222 170H224V169H222ZM225 170H226V169H225ZM225 170H224V171H225ZM230 170H232V169L230 168ZM235 170H236V169H235ZM239 170H240V168H239ZM241 170H242V169H241ZM243 170L245 171V169H243ZM243 170H242V171H243ZM246 170H247V169H246ZM260 170H261V169H260ZM0 171H1V170H0ZM88 171H89V170H88ZM103 171H104V169H103ZM103 171H102V172H103ZM108 171H109V169H108ZM108 171H107V172H108ZM112 171H113V170H112ZM118 171H119V170H118ZM120 171H121V170H120ZM120 171H119V172H120ZM126 171H127V170H126ZM134 171H135V170H134ZM134 171H133V172H134ZM154 171H155V168H154ZM164 171H165V170H164ZM179 171H180V170H179ZM182 171H181V172H182ZM193 171H194V170H193ZM213 171H214V170H213ZM216 171H217V170H216ZM219 171H220V170H219ZM233 171H234V170H233ZM233 171H232V172H233ZM236 171H237V170H236ZM252 171H255V170H252ZM262 171H264V170H262ZM80 172H82V171H80ZM91 172H92V171H91ZM110 172H111V171H110ZM122 172H123V170H122ZM122 172H120V173H122ZM133 172H132V175H133ZM135 172H136V171H135ZM138 172H139V171H138ZM147 172H148V171H147ZM160 172H161V171H160ZM165 172H166V171H165ZM220 172H221L220 174H222L223 171H220ZM228 172H229V171H228ZM234 172H235V171H234ZM238 172H239V171H238ZM238 172H237V173H238ZM246 172H249V171L247 170ZM260 172H261V171H259V173H260ZM37 173H39V172H37ZM73 173H74V172H73ZM96 173H97V172H96ZM174 173H175V172H174ZM184 173H185V172H184ZM188 173H190V172H188ZM192 173H195V172H192ZM198 173H199V171H198ZM202 173H203V172H202ZM218 173H219V172H218ZM224 173H225V172H224ZM254 173H255V172H254ZM33 174H35V173H33ZM61 174H62V173H61ZM61 174H60V175H61ZM98 174H99V173H98ZM98 174H97V175H98ZM105 174H106V172H105ZM112 174H113V176H114V173H112ZM112 174H110V175H112ZM139 174H140V173H139ZM143 174H144V176H145L146 173L144 172ZM163 174H164V173H163ZM179 174H180V173H179ZM204 174H205V172H204ZM207 174H208V173H207ZM207 174H206V175H207ZM216 174H217V173H216ZM225 174H226V173H225ZM239 174H240V173H239ZM245 174H246V173H245ZM245 174H243L244 177H245ZM66 175H67V174H66ZM81 175H82V174H81ZM81 175H79V176H81ZM99 175H101V173H100ZM106 175H107V174H106ZM121 175H122V174H121ZM125 175H126V174H125ZM140 175H141V174H140ZM148 175H150V174L148 173ZM175 175H176V174H175ZM175 175H173V176H175ZM184 175L186 176V174H184ZM191 175H193V174H191ZM191 175L189 174V176H191ZM212 175H213V173H212ZM217 175H219V174H217ZM227 175H228V174H227ZM227 175H226V176H227ZM229 175H230V174H229ZM231 175H232V174H231ZM231 175H230V176H231ZM233 175H234V174H233ZM233 175H232V177H233ZM237 175H238V174H237ZM240 175L242 176V174H240ZM251 175H254V174L251 173ZM262 175H264V174H262ZM28 176H29V175H28ZM135 176H137V175H135ZM151 176H152V175H151ZM162 176H163V175H162ZM185 176H184V177H185ZM195 176H196V175H195ZM222 176H223V175H222ZM249 176H250V175H249ZM249 176H247V178H248ZM260 176H261V174H260ZM14 177H15V176H14ZM22 177H23V176H22ZM60 177H61V176H60ZM65 177H66V176H65ZM92 177H93V175H92ZM92 177H91V179H93ZM94 177H95V176H94ZM138 177H139V176H138ZM140 177H141V176H140ZM163 177H164V176H163ZM178 177H179V176H178ZM182 177H183V175H182ZM206 177H207V176H206ZM214 177H216V175H215ZM219 177H221V176H219ZM262 177H264V176H262ZM15 178H16V177H15ZM61 178H62V177H61ZM66 178H67V177H66ZM68 178H69V177H68ZM68 178H67V179H68ZM73 178H75V177H73ZM116 178H117V177H116V175H115V180H116ZM132 178H133V177H132ZM150 178H151V177H150ZM160 178H161V177H160ZM164 178H165V177H164ZM164 178H163V179H164ZM166 178H167V177H166ZM170 178H171V177H170ZM170 178H169V179H170ZM175 178H176V177H175ZM186 178H187V177H186ZM188 178L191 179V177H188ZM197 178H198V177H197ZM199 178L201 179L200 176H199ZM203 178H205V176H204ZM212 178H213V177H212ZM227 178H228V177H227ZM245 178H246V177H245ZM251 178H252V176H251ZM11 179H12V177H11ZM33 179H34V178H33ZM47 179H48V178H47ZM95 179H96V178H95ZM113 179H114V177H113ZM126 179H127V177H126ZM163 179H161V180H163ZM189 179H188V180H189ZM215 179L220 180V178H218V176H217V178H215ZM228 179H229V178H228ZM232 179H233V178H232ZM232 179H229V181L232 180ZM35 180H36V179H35ZM35 180H34V182H35ZM51 180H53V179H51ZM101 180H102V179H101ZM120 180H121V178H120ZM122 180H123V179H122ZM127 180H128V179H127ZM129 180H130V179H129ZM129 180H128V181H129ZM145 180H146V179H145ZM151 180H152V179H151ZM177 180H178V179H176L175 181H177ZM185 180H186V179H185ZM193 180H194V179H193ZM201 180H202V179H201ZM208 180H209V179H208ZM218 180H217V181H218ZM248 180H249V179H248ZM252 180H256V177L254 176V179H252ZM262 180H264V179H261V180H259V181L261 182ZM12 181H13V180H12ZM43 181H44V180H43ZM109 181H111V179H109ZM136 181H137V180H136ZM159 181H160V180L158 179V181H156V182H159ZM167 181H168V180H167ZM167 181L163 180L162 182H165V184H166ZM197 181H198V180H197ZM203 181H204V180H203ZM205 181H206V180H205ZM205 181H204V182H205ZM210 181H211V180H210ZM210 181H209L208 183H209V184H213V183H210ZM213 181H214V180H213ZM220 181H222V180H220ZM220 181H219V182H220ZM225 181L227 182L228 180H225ZM232 181H233V180H232ZM232 181H231V182H232ZM234 181H235V180H234ZM250 181H251V180H250ZM250 181H249V182H250ZM256 181H258V180H256ZM5 182H6V180H5ZM49 182H50V181H49ZM91 182H92V180H91ZM115 182H116V181H115ZM124 182H125V181H124ZM142 182H144V181H142ZM168 182H170V180H169ZM171 182L173 183L172 179H171ZM179 182H180V181H179ZM183 182H184V181H183ZM191 182H192V179L190 180V183H191ZM193 182H196V180L193 181ZM193 182H192V183H193ZM198 182H199V181H198ZM204 182L201 181L200 184H202V183L205 184ZM215 182H216V181H215ZM223 182H224V181H223ZM241 182H242V181H241ZM39 183H41V182H39ZM47 183H48V182H47ZM52 183H53V182H52ZM81 183H82V182H81ZM95 183H97V182H95ZM125 183H126V182H125ZM129 183H130V182H129ZM140 183H141V179H140ZM146 183H148V182H146ZM153 183H155V182H153ZM177 183H178V182H177ZM186 183H188V181H187ZM208 183H206L205 185H207ZM221 183H222V182H221ZM237 183H238V182H237ZM239 183H240V181H239ZM244 183H245V182H243V184H244ZM6 184H7V182H6ZM13 184H14V183H13ZM36 184H37V182H36ZM48 184H49V183H48ZM50 184H51V183H50ZM65 184H66V183H65ZM78 184H79V182H78ZM119 184H120V183H119ZM122 184H123V183H122ZM122 184H120V185H122ZM126 184H127V183H126ZM126 184H125V185H126ZM137 184H138V183H137ZM156 184H157V183H156ZM170 184H171V183H170ZM178 184H179V183H178ZM181 184H182V182H181ZM198 184H199V183H198ZM215 184H216V183H215ZM217 184H218V183H217ZM222 184H223V183H222ZM227 184H228V182H227ZM227 184H226V185H227ZM229 184H230V183H229ZM229 184H228V185H229ZM245 184L247 185V183H245ZM248 184H249V183H248ZM257 184H258V183H257ZM26 185H27V184H26ZM26 185H25V183H24L23 186L26 187ZM34 185H35V183H34ZM81 185H83V184H81ZM81 185H80V186H81ZM91 185H92V184H91ZM96 185H97V184H96ZM117 185H118V184H117ZM120 185L118 186V188L120 187ZM125 185H124V186H125ZM129 185H130V184H129ZM138 185H139V184H138ZM150 185H151V184H150ZM161 185H162V183H161ZM166 185H167V184H166ZM179 185H180V184H179ZM192 185H193V184H192ZM194 185H195V184H194ZM218 185H219V184H218ZM231 185H232V184H231ZM235 185H236V184H235ZM252 185H253V184H252ZM259 185H260V184H259ZM259 185H258V186H259ZM13 186H14V185H13ZM29 186H30V185H29ZM43 186H44V185H43ZM92 186H94V185H92ZM108 186H109V183H108ZM108 186H107V187H108ZM167 186H168V185H167ZM167 186H166V187H167ZM172 186H173V189H172V191H173L175 187H174V185H172ZM172 186H169V187L172 188ZM185 186H186V184H185ZM202 186H203V185H202ZM211 186H212V185H211ZM238 186H239V184H238ZM240 186H241V185H240ZM248 186H249V185H247V187H248ZM84 187H85V186H84ZM89 187H90V186H89ZM121 187H122V186H121ZM121 187H120V188H121ZM132 187H133V186H132ZM132 187H131V189H132V193H133V191H134L135 189L132 188ZM147 187H148V186H147ZM157 187H158V185H157ZM161 187H162V186H160V188H161ZM179 187H180V186H179ZM186 187H189V186L187 185ZM192 187H193V186H192ZM196 187H197V186H196ZM206 187H207V186H204L203 188H206ZM218 187L220 188V185H219ZM247 187L245 186L244 188H245L248 192H252V193H253V191H252V190L249 191V190H248L249 187H248V188H247ZM250 187H252V186L250 185ZM17 188H18V187H17ZM20 188H21V187H20ZM20 188H19V189H20ZM47 188H48V187H47ZM65 188H66V187H65ZM76 188H77V187H76ZM82 188H83V187H82ZM82 188H81V190L84 189V188H83V189H82ZM91 188H92V187H91ZM99 188H100V187H99ZM101 188H102V187H101ZM101 188H100V189H101ZM125 188H126V187H125ZM135 188H136V187H135ZM153 188H154V187H153ZM160 188L158 187L157 189H160ZM180 188H183V187L181 186ZM184 188H185V187H184ZM193 188H195V186H194ZM193 188H192V189H193ZM213 188H214V186H213ZM213 188H212V190L214 191V189H216V188H214V189H213ZM222 188H223V187H222ZM226 188H227V187H225L224 189H226ZM228 188H229V186H228ZM244 188H243V191H242V192H244ZM7 189L9 190L8 187H7ZM10 189H11V188H10ZM21 189H22V188H21ZM129 189H130V187H129ZM140 189H141V188H140ZM146 189H147V188H146ZM146 189H145V190H146ZM149 189H150V188H149ZM157 189L155 188V190H157ZM187 189H188V188H187ZM187 189H186V191H187ZM192 189L190 188V190H192ZM195 189H196V188H195ZM195 189H193L194 192H196ZM198 189H200V188H198ZM201 189H202V187H201ZM201 189H200V190H201ZM230 189H234V187H233V186H232V187L230 186L229 190H230ZM249 189H250V188H249ZM261 189H262V188H261ZM22 190H23V189H22ZM30 190H32V189H30ZM77 190H78V189H77ZM94 190H95V188H94ZM98 190H99V189H98ZM118 190H119V189H118ZM122 190H125V189L122 188ZM161 190H162V188H161ZM161 190H157V191H161ZM163 190H164V189H163ZM181 190H182V189H181ZM188 190H189V189H188ZM200 190H199V192H200ZM203 190H204V189H203ZM210 190H211V189H210ZM219 190H220V189H219ZM237 190H238V188H237ZM255 190H256V189H255ZM262 190H264V189H262ZM105 191H106V190H105ZM136 191H138V189L135 190V192H136ZM150 191H151V190H150ZM165 191H166V190H165ZM205 191H206V190H205ZM207 191L209 192V190H207ZM231 191H232V190H231ZM75 192H76V191H75ZM96 192H97V191H96ZM96 192H95V193H96ZM113 192H114V189H113ZM119 192H120V190H119ZM124 192H125V191H124ZM129 192H130V191H129ZM139 192L141 193V190H140ZM147 192H148V191H147ZM153 192H155V191H153ZM161 192H162V191H161ZM161 192H160V193H161ZM163 192H164V191H163ZM174 192H175V191H174ZM176 192H177V194H179V193H178V192H179V189H178V190L176 189ZM191 192H193V191H191ZM201 192H202V191H201ZM219 192H220V191H219ZM224 192H226V190H224ZM234 192H235V191H234ZM50 193L52 194V192H50ZM90 193H92V192L90 191ZM93 193H94V192H93ZM121 193H122V192H121ZM127 193H128V190H127ZM127 193H126V194H127ZM137 193H138V192H137ZM137 193H136V194H137ZM150 193H152V192H150ZM164 193H165V192H164ZM164 193H163V197H164ZM166 193H168V192H166ZM169 193H170V192H169ZM172 193H173V192H171V194H172ZM183 193H184V191H183ZM183 193H182V194H183ZM185 193H186V192H185ZM197 193H198V191H197ZM204 193H205V192H204ZM231 193L234 195L233 192H231ZM239 193H240V191H239ZM239 193H237L238 196H239ZM256 193H257V191H256ZM25 194H26V193H25ZM80 194H81V193H80ZM97 194H98V192H97ZM102 194H103V193H102ZM102 194H101V195H102ZM104 194L106 195V192H104ZM104 194H103V195H104ZM108 194H110V193L108 192L106 196H107V197H108V196L110 197V195H108ZM117 194H118V193H117ZM119 194H120V193H119ZM122 194H123V193H122ZM124 194H125V193H124ZM124 194H123V195H124ZM128 194H129V193H128ZM130 194H131V193H130ZM133 194H134V193H133ZM143 194H144V196H145L146 193H143ZM156 194H157V193H156ZM173 194H174V193H173ZM173 194H172V195H173ZM188 194H189V193H188ZM194 194H195V193H194ZM200 194H202V193H200ZM207 194H208V193H207ZM207 194H206V195H207ZM215 194H216V193H215ZM221 194H222V193H221ZM235 194H236V193H235ZM244 194L246 195V193H244ZM248 194H249V193H248ZM94 195H95V194H94ZM131 195H132V194H131ZM137 195H138V194H137ZM151 195H152V194H151ZM167 195H168V194H167ZM167 195H165L166 198H167ZM174 195H175V194H174ZM192 195H193V194H191V195H189V196H192ZM196 195H197V194H196ZM212 195H213V194H212ZM216 195H217V194H216ZM216 195H213V196L216 197ZM227 195H228V194H227ZM233 195H232V196H233ZM249 195H250V194H249ZM253 195H254V193H253ZM253 195H252V199H250L251 201H253V200H254V196H256V195H254V196H253ZM258 195H259V194H258ZM52 196H53V195H52ZM67 196H68V195H67ZM73 196H74V195H73ZM95 196H96V195H95ZM99 196H100V195H99ZM128 196H129V195H128ZM140 196H142V195H140ZM140 196H139V197H140ZM144 196H143V197H144ZM146 196H147V195H146ZM149 196H150V195H149ZM156 196L158 197V195H156ZM160 196H161V195H160ZM160 196H159V198L162 197V196H161V197H160ZM176 196H179V195H176ZM181 196H182V195H180V198H181ZM187 196H188V195H187ZM189 196H188V197H189ZM193 196H194V195H193ZM193 196L190 197V198H193ZM203 196H204V194H203ZM224 196H225V195H224ZM236 196H237V195H236ZM236 196H234V197H236ZM238 196H237V197H238ZM250 196H251V195H250ZM259 196H260V195H259ZM20 197H22V196H20ZM41 197H43V195H42ZM77 197H78V196H77ZM104 197H105V196H104ZM113 197H114V196H113ZM116 197H117V199L120 198V197L118 198V195H117ZM116 197H115V198H116ZM126 197H127V196H125V198H126ZM132 197H133V196H132ZM134 197H135V196H134ZM194 197H195V196H194ZM197 197H198V196H197ZM205 197H206V196H205ZM205 197H204L205 200L208 199V198H205ZM207 197H208V195H207ZM210 197H211V196H210ZM227 197H228V196H227ZM237 197H236V199H237ZM245 197H246V196H245ZM247 197H248V195H247ZM49 198H50V197H49ZM85 198H86V197H85ZM115 198H114V199H115ZM127 198H131V197H127ZM146 198H147V197H146ZM150 198H151V197H150ZM159 198H158V199H159ZM175 198H177V197H175ZM184 198H185V196H184ZM184 198H183V200H184ZM220 198L222 199V195L220 196ZM223 198H224V197H223ZM230 198H231V197H230ZM232 198H233V197H232ZM239 198H240V196H239ZM239 198H238V200H239ZM258 198H259V197H258ZM260 198H261V197H260ZM262 198H264V197H262ZM25 199H26V198H25ZM89 199H90V198H89ZM96 199H98V198H96ZM111 199H113V198L111 197ZM111 199H110V200H111ZM117 199H116V200H117ZM123 199H124V198H123ZM135 199H136V198H135ZM138 199H139V198H138ZM144 199H145V198H144ZM144 199H143V200H144ZM147 199H148V198H147ZM156 199H157V198H156ZM164 199H165V198H164ZM167 199H168V198H167ZM173 199H174V198L172 197V200H173ZM178 199H179V198H178ZM178 199H177V200H178ZM195 199H196V198H195ZM200 199H201V196H200ZM200 199H199V201L201 202ZM202 199H203V198H202ZM209 199H210V198H209ZM209 199H208V200H209ZM218 199H219V198H218ZM221 199H220V200H221ZM227 199H228V198H227ZM234 199H235V198H234ZM241 199H242V198H241ZM241 199H240V200H241ZM17 200H19V199H17ZM26 200H28V199H26ZM90 200H91V199H90ZM90 200H89V201H90ZM93 200H94V199H93ZM107 200H108V199H107ZM132 200H133V199H132ZM132 200H131V201H132ZM149 200H150V199H149ZM152 200H153V198H152ZM220 200H219V201H220ZM228 200H229V199H228ZM232 200H233V199H232ZM247 200L250 201L249 199H247ZM256 200H258V199H257V196H256ZM28 201H29V200H28ZM37 201H38V199H37ZM74 201H75V200H74ZM79 201H80V200H79ZM91 201H92V200H91ZM96 201H97V200H96ZM108 201H109V200H108ZM118 201H119V200H118ZM121 201H122V200H121ZM128 201H129V200H128ZM134 201H135V200H134ZM146 201H147V200H146ZM153 201H154V200H153ZM180 201H182V199H181ZM184 201H185V200H184ZM194 201H195V202H194ZM194 201H193V202L196 203L197 200H194ZM199 201H198V202H199ZM202 201H203V200H202ZM222 201H223V200H222ZM224 201L226 202L225 198H224ZM241 201H243V199H242ZM244 201H245V200H244ZM244 201H243V202H244ZM258 201H259V200H258ZM258 201H257V203H258ZM262 201H264V199H262ZM21 202H22V201H21ZM23 202H24V201H23ZM25 202H26V201H25ZM25 202H24V203H25ZM56 202H57V201H55V203H56ZM68 202H70V201H68ZM93 202H94V201H93ZM113 202H114V201H113ZM113 202H111V203H113ZM124 202H125V200H124ZM149 202H150V201H149ZM149 202L147 201V203H149ZM154 202H155V201H154ZM154 202H153L152 204H154ZM161 202H162V201H161ZM161 202H160V203H161ZM174 202H176V201H174ZM177 202H178V201H177ZM177 202H176V203H177ZM186 202L188 203V200L185 201V204H186V206H187V203H186ZM189 202H191V200H190ZM200 202H199V203H200ZM203 202H204V201H203ZM208 202H209V201H208ZM217 202H218V201H217ZM220 202H221V201H220ZM227 202H228V201H227ZM234 202H236V200H234ZM253 202H254V201H253ZM253 202H252V204H254ZM57 203H59V202H57ZM120 203H121V202H120ZM120 203H119V205L121 206L122 203H121V204H120ZM129 203H130V202H129ZM134 203H135V202H134ZM137 203H138V202H137ZM157 203H158V202H157ZM176 203H175V204H176ZM205 203H206V201H205ZM209 203H210V202H209ZM241 203H242V202H241ZM245 203H248V202L245 201ZM245 203H244V204H245ZM255 203H256V202H255ZM257 203H256V204H257ZM19 204H20V203H19ZM34 204H35V203H34ZM40 204H41V203H40ZM94 204H96V203L94 202ZM102 204H103V203H102ZM107 204H108V203H107ZM130 204H131V203H130ZM149 204H150V203H149ZM152 204H151V205H152ZM161 204H164V205H165L164 202L161 203ZM180 204H181V203H180ZM190 204H191V203H190ZM220 204H221V203H220ZM231 204L234 205L235 203L231 202ZM248 204H249V203H248ZM26 205H28V204L26 203ZM67 205H68V204H67ZM114 205H115V204H114ZM131 205H132V204H131ZM137 205H138V204H137ZM141 205H142V204H141ZM141 205H140V206H141ZM143 205H144V204H143ZM146 205H147V204H146ZM146 205L143 206V207H146ZM155 205H156V204H155ZM159 205H160V204H158V206H159ZM171 205H172V201H171ZM177 205H178V204H177ZM181 205H182V204H181ZM188 205H189V203H188ZM192 205H194V204L192 203ZM202 205H204V203H203ZM208 205H209V204H208ZM222 205H223V204H222ZM228 205H230V204H228ZM236 205H237V204H236ZM236 205H234V206H236ZM254 205H255V204H254ZM261 205H262V204H261ZM13 206H14V205H13ZM33 206H34V205H33ZM33 206H32V207H33ZM78 206H79V205H78ZM94 206H95V205H94ZM97 206H98V205H97ZM104 206H105V205H104ZM117 206H118V205H117ZM117 206H116V208H117ZM129 206H130V205H129ZM135 206H136V203H135ZM165 206H166V205H165ZM165 206H164V207H165ZM173 206H175V205H173ZM178 206H179V205H178ZM183 206H184V205H183ZM195 206H196V205H195ZM237 206H238V205H237ZM239 206H240V205H239ZM249 206H250V204H249ZM255 206H256V205H255ZM258 206H259V205H258ZM67 207H68V206H67ZM105 207H106V206H105ZM124 207H126V206L124 205ZM127 207H128V206H127ZM198 207H199V209H200L199 204H198ZM198 207H194V206H193L192 210L195 209V208L197 209ZM201 207H202V206H201ZM222 207H223V206H222ZM230 207H232V206H230ZM230 207H229L228 209H230ZM242 207H244V205H242ZM242 207H241V208H242ZM246 207H247V206H246ZM246 207H244V208H246ZM80 208H81V207H80ZM80 208H79V209H80ZM98 208H99V206H98ZM106 208H107V207H106ZM109 208H111V207H109ZM120 208H121V207H120ZM129 208H130V207H129ZM132 208H133V207H132ZM132 208H131V209H132ZM141 208H142V206H141ZM173 208H174V207H173ZM175 208H176V207H175ZM181 208H182V209H184V208L189 209V207H188V208H187V207H184V208L181 207ZM219 208H220V207H219ZM235 208H236V207H235ZM254 208H255V207H254ZM124 209L126 210V208H124ZM133 209H134V208H133ZM133 209H132V210H133ZM144 209H146V208H144ZM157 209H158V208H157ZM159 209L161 210V207H159ZM167 209H168V208H166V211H167ZM190 209H191V207H190ZM190 209H189V210H190ZM199 209H198V210H199ZM225 209L227 210V205H226V208H225ZM250 209H251V208H249L248 211H249ZM257 209H258V208H257ZM260 209H261V208H260ZM13 210H14V209H13ZM87 210H88V209H87ZM108 210H109V209H107V212H108ZM132 210H131V211H132ZM134 210H135V209H134ZM140 210H141V209H140ZM164 210H165V208H164ZM164 210H163V211H164ZM169 210H170V209H169ZM169 210H168V211H169ZM180 210H181V209H180ZM180 210H178V211H180ZM192 210H190V211H192ZM198 210H196L197 213H198ZM200 210L202 211V208H201ZM203 210H204V209H203ZM223 210H224V207H223ZM233 210H234V209H233ZM242 210H243V208H242ZM242 210H241V211H242ZM246 210H247V208H246ZM74 211H75V210H74ZM77 211H78V210H77ZM122 211H123V210H122ZM136 211H137V210H136ZM138 211H139V210H138ZM138 211H137V213H138ZM141 211L146 212L145 210H143V208H142ZM141 211H139V213H141ZM156 211H157V210H156ZM161 211H162V210H161ZM163 211H162V212H163ZM174 211H175V209H174ZM176 211H177V210H176ZM176 211H175V213H177ZM181 211H182V210H181ZM184 211H186V210H184ZM196 211H195V213H196ZM224 211H225V210H224ZM238 211H239V210H238ZM238 211H236V212L238 213ZM251 211L254 212L253 208L250 210V212H251ZM78 212H80V211H78ZM123 212H124V211H123ZM133 212H135V211H133ZM186 212H187V211H186ZM188 212H189V211H188ZM192 212H194V210H193ZM192 212H191V214H192ZM199 212H200V211H199ZM226 212H228V211H226ZM233 212H234V211H233ZM239 212H240V211H239ZM253 212H252V213H253ZM255 212H257V211H255ZM258 212H259V209H258ZM19 213H20V212H19ZM23 213H24V212H23ZM90 213H91V212H90ZM93 213H94V212H93ZM120 213H122V212H120ZM130 213L132 214V212H130ZM130 213H129V214H130ZM142 213H143V212H142ZM142 213H141V214H142ZM146 213H147V212H146ZM146 213H144V217L146 216V215H145ZM160 213H161V212H160ZM163 213H164V212H163ZM170 213H171V212H169L168 215H170ZM173 213H174V212H173ZM178 213H179V215H177L178 217H179L180 215L184 216V213H183V212H178ZM180 213H183V214H180ZM201 213H202V212H201ZM223 213H224V212H223ZM228 213H230V212H228ZM245 213H246V211H245ZM259 213H260V212H259ZM108 214H109V212H108ZM112 214H113V213H112ZM112 214H110V215H112ZM129 214L127 215V217L129 216ZM131 214H130V216L134 215V214H132V215H131ZM151 214H152V213H151ZM151 214H150V215H151ZM154 214H155V213H154ZM164 214H166V213H164ZM198 214H199V213H198ZM198 214H197V215H198ZM226 214H227V213H224V216H226ZM230 214H232V213H230ZM241 214H243V213H241ZM241 214H240L239 216H241ZM246 214H247V213H246ZM246 214H245V216H247ZM257 214H258V213H257ZM30 215H31V214H30ZM78 215H79V214H78ZM89 215H90V214H89ZM115 215H118V214H115ZM125 215H126V214H125ZM136 215H137V214H136ZM142 215H143V214H142ZM152 215H153V214H152ZM161 215H162V213H161ZM166 215H167V214H166ZM187 215H188V214H187ZM189 215H190V214H189ZM192 215H194V214H192ZM195 215H196V214H195ZM197 215H196V216H197ZM222 215H223V214H222ZM233 215H234V214H233ZM233 215H232V217H235V215H234V216H233ZM250 215H253V214L250 213ZM250 215H249V216H250ZM259 215H262L261 217L264 218V214H261V213H260ZM73 216H74V215H73ZM101 216H103V215H101ZM106 216H108V215H105V217H106ZM139 216H140V215H139ZM148 216H149V214H148ZM177 216H176V217H177ZM190 216H191V215H190ZM196 216H195V219H196ZM227 216L230 217V215H227ZM237 216H238V215H237ZM239 216H238V217H239ZM254 216H255V215H254ZM254 216H252V217H254ZM257 216H258V215H257ZM38 217H39V216H38ZM81 217H82V216H81ZM91 217H92V216H91ZM91 217H90V218H91ZM120 217H121V215H120ZM137 217H138V216H137ZM146 217H147V216H146ZM150 217H151V216H150ZM184 217H185V216H184ZM187 217H188V216H187ZM198 217H199V216H198ZM219 217H220V216H219ZM241 217H243V216H241ZM72 218H73V217H72ZM82 218L84 219V217H82ZM82 218H81V219H82ZM123 218H124V217H123ZM138 218H139V217H138ZM142 218H143V216H142ZM147 218H148V217H147ZM153 218H154V215H153ZM180 218H182V217H179V219H180ZM185 218H186V217H185ZM201 218H202V216H201ZM206 218H207V217H206ZM212 218H213V217H212ZM226 218H227V217H226ZM226 218H225V219H226ZM244 218H245V217H244ZM247 218H248V217H247ZM250 218H251V217H250ZM255 218H256V217H255ZM35 219H36V218H35ZM93 219H94V217L92 218V220H93ZM105 219H107V218H105ZM108 219H109V218H108ZM155 219H157V218H155ZM155 219H153V220H155ZM158 219H159V218H158ZM190 219H191V218H190ZM192 219H193V218H192ZM202 219H203V218H202ZM217 219H219V218H217ZM225 219H224V220H225ZM230 219H231V218H230ZM235 219L238 220V218H235ZM235 219H234V220H235ZM251 219H252V218H251ZM251 219H250V220H251ZM30 220H31V219H30ZM38 220H39V218H38ZM123 220H124V219H123ZM127 220H128V219H127ZM138 220H139V219H138ZM140 220H141V219H140ZM153 220H152V222H153ZM180 220H181V219H180ZM180 220H178V221H180ZM204 220H207V219H204ZM204 220H203V221H204ZM209 220H210V222H212L211 219H209ZM209 220H208V221H209ZM241 220H242V219H241ZM245 220H246V218H245ZM247 220H249V219H247ZM247 220H246V221H247ZM252 220H253V219H252ZM256 220H258V219L256 218ZM19 221H20V220H19ZM23 221L25 222V220H23ZM85 221H86V220H85ZM87 221H88V220H87ZM119 221H120V220H119ZM125 221H126V220H125ZM133 221H134V220H133ZM142 221H144V219H142ZM146 221H148V219H147ZM162 221H163V220H162ZM162 221H161V222H162ZM164 221H166V220H164ZM171 221H172V219H171ZM176 221H177V220H176ZM182 221H183V220H182ZM182 221H181V222H182ZM193 221H194V220H193ZM203 221H202V222H203ZM208 221H207V222H208ZM216 221H217V220H216ZM222 221H223V220H222ZM238 221H239V220H238ZM242 221H244V219H243ZM242 221H241V222H242ZM246 221H244V222H246ZM36 222H37V221H35V223H36ZM90 222H91V221H90ZM110 222H111V221H110ZM122 222H124V221H122ZM134 222H135V221H134ZM139 222H140V221H139ZM166 222H167V221H166ZM181 222H179V223H181ZM186 222H187V220H186ZM189 222H190V221H189ZM191 222H192V221H191ZM197 222H198V221H197ZM199 222H200V221H199ZM199 222H198V223H199ZM204 222H206V221H204ZM210 222H208V223H210ZM223 222H224V221H223ZM223 222H222V223H223ZM226 222H227V220H226ZM231 222H232V224H233L234 221L232 220ZM244 222H243V223H244ZM247 222L249 223L250 221H247ZM254 222H256V221L254 220ZM254 222H253V223H254ZM86 223H89V222H86ZM94 223H95V221H94ZM118 223H119V222H118ZM143 223H144V222H143ZM150 223H151V221H150ZM169 223H170V222H169ZM176 223H178V222H176ZM176 223H175V224H176ZM193 223H194V222H193ZM214 223H215V222L212 223L213 226H214ZM3 224H4V223H3ZM37 224H38V223H37ZM108 224H109V223H108ZM139 224H140V223H139ZM156 224H157V223H156ZM156 224H155V226H156ZM194 224H195V223H194ZM201 224H202V223H200V225H198V226H202ZM217 224H218V223H217ZM223 224L225 225V222H224ZM235 224H237L236 221H235ZM235 224H234V225H235ZM240 224H241V223H240ZM245 224H246V223H245ZM245 224H243V226H244ZM250 224H252V222H251ZM25 225H26V224H25ZM113 225H115V224H113ZM116 225H117V223H116ZM119 225L121 226V225H123V224H122V223H121V224L119 223ZM119 225H117V226L119 227ZM125 225H126V223H125ZM152 225H154V224H152ZM163 225H164V223H163ZM168 225H169V224H167V226H168ZM178 225H179V224H177V226H178ZM185 225H186V224H185ZM185 225H184V226H185ZM188 225H189V224H188ZM190 225H191V224H190ZM192 225H193V224H192ZM195 225H196V224H195ZM224 225H223V228H224ZM227 225H228V224H227ZM227 225H226V226H227ZM237 225H238V224H237ZM252 225H253V224H252ZM260 225H261V224H260ZM18 226H20V225H18ZM108 226H109V225H108ZM108 226H107V228H110V229H108V230H112V232H114V229H111V227H108ZM134 226H135V225H134ZM138 226H139V225H138ZM141 226H142V225H141ZM164 226H165V225H164ZM169 226H170V225H169ZM177 226H176V227H177ZM180 226H181V225H180ZM180 226H178V227H180ZM193 226H194V225H193ZM206 226H207V225H206ZM211 226H212V225H211ZM243 226H242V227H243ZM247 226H249V225H247ZM254 226H256V225H254ZM9 227H11V225H9ZM105 227H106V226H104V229H105ZM114 227H115V226H113V228H114ZM126 227H127V226H126ZM172 227H173V226H172ZM176 227L174 226L175 230L177 229ZM196 227H197V226H196ZM202 227H203V226H202ZM204 227H205V225H204ZM216 227H217V225H216ZM221 227H222V226H221ZM234 227H235V226H234ZM239 227L242 229L241 226H239ZM252 227H253V226H252ZM252 227H250V228H252ZM257 227L259 228V226H257ZM257 227H253V228H257ZM119 228H120V227H119ZM130 228H131V226H130ZM132 228H133V226H132ZM138 228H139V227H138ZM145 228H147V226H145ZM157 228H158V227H157ZM187 228H188V227H187ZM187 228H186V229H187ZM191 228H192V227H191ZM191 228H189V229L191 230ZM193 228H195V227H193ZM199 228H201V227H199ZM213 228H214V227H213ZM213 228H211V229H213ZM217 228H218V227H217ZM217 228H215V229H217ZM219 228H220V227H219ZM219 228H218V230H219ZM227 228H228V227H227ZM235 228H236V227H235ZM244 228H245V226H244ZM244 228H243V229H244ZM253 228H252V229H249V228L246 227V229H249V230H250L249 232H251V230H253ZM57 229H59V228H57ZM70 229H71V228H70ZM73 229H74V227H73ZM93 229H94V228H93ZM104 229H103V230H104ZM125 229H127V228H125ZM125 229H124V231H125ZM197 229H198V228H197ZM201 229H202V228H201ZM203 229H204V228H203ZM203 229H202V230H203ZM220 229H221V228H220ZM224 229H225V228H224ZM236 229H237V228H236ZM259 229H260V228H259ZM259 229H258V230H259ZM1 230H2V229H1ZM17 230H18V229H17ZM38 230H39V229H38ZM128 230H129V229H128ZM142 230H143V229H142ZM149 230H150V229H149ZM154 230H155V229H154ZM168 230H169V229H168ZM168 230L166 231V229H165V233L168 232ZM181 230H182V229H181ZM190 230H189V232H190ZM195 230H196V229H195ZM195 230H194V231H195ZM254 230H255V229H254ZM258 230L256 229V232H257ZM261 230H262V229H261ZM39 231H40V230H39ZM39 231H38V232H39ZM44 231H45V230H44ZM58 231H60V230H58ZM105 231H107V230H105ZM130 231H131V230H130ZM156 231L159 233L160 229H159V231H158V230H156ZM182 231H183V233H184V231H187V232H188V229L185 230V228H184ZM229 231H230V230H229ZM234 231H235V230H234ZM25 232H26V231H25ZM103 232H104V231H103ZM107 232H108V231H107ZM110 232H111V231H110ZM127 232H128V231H127ZM153 232H154V231H153ZM170 232H171V231H169V234H170ZM191 232H193V230H191ZM191 232H190V233H191ZM196 232L199 233L200 230H199V231L196 230ZM201 232H203V231H201ZM213 232H214V231H213ZM217 232H218V231H217ZM236 232H238V229H237ZM236 232H234V233H236ZM240 232H241V231H240ZM256 232H255V233H256ZM259 232H260V230H259ZM259 232H258V233H259ZM261 232H264V231H261ZM261 232H260V234H262ZM128 233H129V232H128ZM128 233H127V234H128ZM163 233H164V232H163ZM165 233H164V234H165ZM174 233H175V232H174ZM181 233H182V232H181ZM204 233H205V232H204ZM206 233H207V232H206ZM214 233H215V232H214ZM221 233H222V232H221ZM227 233H228V231H227ZM231 233H232V232H231ZM241 233H242V232H241ZM244 233H245V232H244ZM251 233H252V232H251ZM105 234H106V233H105ZM108 234H109V233H108ZM129 234H130V233H129ZM153 234H154V233H153ZM175 234H176V233H175ZM192 234H193V233H191V235H190L191 237H192ZM219 234H220V231H219ZM229 234H230V233H229ZM236 234H238V233H236ZM236 234H234V235H236ZM253 234H254V232H253ZM10 235H11V234H10ZM62 235H63V233H62ZM112 235H113V233H112ZM131 235H132V234H131ZM138 235H139V234H138ZM138 235H136V236H138ZM188 235H189V233H188ZM193 235H194V234H193ZM207 235H209V234H207ZM213 235H214V234H211L212 238H213ZM222 235H223V234H222ZM222 235H218V236H222ZM232 235H233V234H232ZM232 235H231V236H232ZM245 235H246V234H245ZM16 236H17V235H16ZM54 236H55V235H54ZM64 236H65V234H64ZM67 236H68V235H67ZM113 236H114V235H113ZM125 236H126V235H125ZM136 236H135V237H136ZM149 236H151V235H149ZM152 236H153V235H152ZM177 236H178V235H177ZM180 236H181V235H180ZM184 236H185V235H184ZM184 236H183V234H182V237H184ZM202 236H203V235H202ZM205 236H206V235H205ZM209 236H210V235H209ZM224 236H225V235H224ZM228 236H229V235H228ZM231 236H229L228 238L230 239ZM239 236H240V233H239ZM242 236H243V235H241V237H242ZM250 236H251V234H250ZM49 237H50V236H49ZM89 237H90V236H89ZM121 237H122V236H121ZM121 237H120V238H121ZM129 237H130V236H129ZM154 237H155V236H154ZM162 237H163V236H162ZM182 237H181V238H182ZM188 237H189V236H188ZM225 237H227V235H226ZM241 237H239V238L236 237V238H237V239H240V241H242L244 244H246L247 241H246V243H245L244 240H241ZM259 237H260V235H259ZM259 237H257L256 239H258ZM35 238H36V237H35ZM37 238H38V237H37ZM83 238H84V237H83ZM110 238H112L111 235H110L109 239H110ZM127 238H128V237H127ZM157 238H158V237H157ZM166 238H167V237H166ZM181 238H180V239H181ZM193 238H194V237H193ZM198 238H200V237H198ZM198 238H194V239H196V241H195L194 239H193V240H194L195 242H197V239H198ZM207 238H209V237H207ZM212 238H211V240H212ZM217 238H218V237H217ZM222 238H223V237H222ZM232 238H233V237H232ZM244 238H245V237H243L242 239H244ZM251 238H252V237H251ZM251 238H250V239H251ZM253 238H254V237H253ZM253 238H252V239H253ZM260 238H261V241H262V238H264V237H260ZM18 239H20V238H18ZM21 239H22V238H21ZM44 239H45V238H44ZM46 239H47V238H46ZM116 239H117V236H116ZM132 239H133V238H132ZM150 239H151V238H150ZM158 239H159V238H158ZM200 239H202V238H200ZM203 239H205V238H203ZM214 239H216V238L214 237ZM224 239H226V238H224ZM224 239H221V240H224ZM4 240H5V239H4ZM61 240H62V239H61ZM122 240H123V239H122ZM133 240H134V239H133ZM154 240L156 241V239H154ZM182 240H183V239H182ZM186 240H187V239H186ZM190 240H191V238H190ZM193 240H191V244H192V241H193ZM206 240H207V239H206ZM219 240H220V239H219ZM221 240H220V241H221ZM35 241H36V240H35ZM110 241H111V239H110ZM112 241H114V239H112ZM157 241H159V240H157ZM175 241H176V239H175ZM233 241H235V243H236V240L233 239ZM253 241H254V240H253ZM255 241H256V240H255ZM9 242H10V241H9ZM14 242H15V240H14ZM121 242H122V241H121ZM135 242H136V241H135ZM161 242H162V241H161ZM181 242H182V241H181ZM184 242H185V241L183 240V243H184ZM186 242H188V241H186ZM200 242H202V241H200ZM203 242H204V241H203ZM206 242L208 243L209 241H206ZM206 242H205V243H206ZM212 242H215V240L212 241ZM216 242H217V240H216ZM249 242H250V241H249ZM251 242H252V241H251ZM251 242H250V243H251ZM258 242H260V241H258ZM110 243H111V242H110ZM114 243H117V242H114ZM123 243H124V242H123ZM123 243H122V244H123ZM129 243H131V242H129ZM132 243H134V241H133ZM140 243H141V242H140ZM177 243H178V242H177ZM188 243H189V242H188ZM193 243H194V242H193ZM197 243H198V242H197ZM205 243H204V244H205ZM224 243H225V241L222 243V245H224ZM226 243H227V242H226ZM230 243H231V242H230ZM135 244H136V243H135ZM165 244H166V243H165ZM178 244H179V243H178ZM200 244H201V243H200ZM200 244H199V245H200ZM202 244H203V243H202ZM209 244H210V243H208L207 245H209ZM213 244H214V243H212V245H213ZM227 244H228V243H227ZM241 244H242V243H241ZM255 244H256V243H255ZM255 244H254L252 247H255V246H256ZM16 245L18 246V244H16ZM45 245H46V244H45ZM112 245H113V244H112ZM128 245H130V244H128ZM161 245H162V243H161ZM175 245H177L176 242H175ZM181 245H183V244L181 243ZM192 245H195V244H192ZM216 245H219V248H220V244H216ZM228 245H229V244H228ZM228 245H227V246H228ZM231 245H232V244H231ZM233 245H235V244H233ZM236 245L238 246L237 243H236ZM236 245H235V246H236ZM247 245H249V244H247ZM259 245H261V244H259ZM262 245H264V244H262ZM1 246H2V245H1ZM76 246H77V245H76ZM131 246H133V245L131 244ZM168 246H169V245H168ZM190 246H191V245H190ZM195 246H196V245H195ZM205 246H206V244H205ZM229 246H230V245H229ZM237 246H236V247H237ZM241 246H242V245H241ZM250 246H251V245H250ZM257 246H258V245H257ZM56 247H57V246H56ZM141 247H142V246H141ZM164 247H165V246H164ZM183 247H185V246H183ZM210 247H211V246H209V248H210ZM231 247H232V246H230V248H231ZM238 247H239V246H238ZM36 248H37V247H36ZM148 248H149V247H148ZM175 248L177 249V246H175ZM178 248H180V247L178 246ZM185 248H186V247H185ZM188 248H189V247H188ZM206 248H207V246H206ZM206 248H205V249H206ZM225 248H226V247H225ZM225 248H224V249H225ZM243 248H245V246H243ZM2 249H3V247H2ZM2 249H1V251H3ZM7 249H9V248H7ZM154 249H155V248H154ZM160 249H162V248H160ZM170 249H171V248H170ZM176 249H175V251H178V250H176ZM181 249H182V248H181ZM186 249H187V248H186ZM191 249H192V248H191ZM193 249H194V248H193ZM196 249H197V248H196ZM198 249H199V247H198ZM203 249H204V248H203ZM241 249H242V248H241ZM245 249H246V250H247V249L249 250L248 247L245 248ZM245 249L243 250V253H244ZM251 249H252V248H251ZM256 249H257V248H256ZM258 249H259V247H258ZM258 249H257V251H258ZM261 249H262V248H261ZM261 249H260V250H261ZM22 250H23V249H22ZM113 250H114V249H113ZM120 250H121V249H120ZM120 250H119V251H120ZM130 250H131V248H130ZM145 250H146V249H145ZM149 250H150V249H149ZM151 250H152V249H151ZM162 250H163V249H162ZM164 250H165V248H164ZM168 250H169V247H168ZM182 250H185V249L183 248ZM189 250H190V248H189ZM207 250H208V249H207ZM210 250H211V249H210ZM213 250H214V249H213ZM221 250H222V248H221ZM236 250H237V249H236ZM248 250L246 251V253L248 252ZM38 251H39V249H38ZM119 251H118V252H119ZM126 251H127V250H126ZM152 251H153V250H152ZM156 251H157V250H156ZM170 251H171V250H170ZM173 251H174V250H173ZM191 251H192V250H191ZM191 251H190V252H191ZM197 251H198V250H197ZM199 251H200V250H199ZM204 251H205V250H204ZM208 251H209V250H208ZM211 251H212V250H211ZM224 251H225V250H224ZM238 251H239V249H238ZM18 252H19V251H18ZM20 252H21V251H20ZM153 252H154V251H153ZM193 252H194V251H193ZM195 252H196V251H195ZM195 252H194V253H195ZM233 252H234V251H233ZM235 252H237V251H235ZM252 252H253V251H252ZM255 252H256V250L254 251V253H255ZM28 253H29V252H28ZM32 253H33V252H32ZM40 253L42 254V252H40ZM174 253H175V252H174ZM177 253H178V252H177ZM185 253H186V252H185ZM185 253H183V254L185 255ZM191 253H192V252H191ZM198 253H199V252H198ZM200 253H201V252H200ZM200 253H199V255H200ZM204 253H205V252H204ZM209 253H210V252H209ZM224 253H228V251H227V252L225 251ZM239 253H240V252H239ZM239 253H237V254H239ZM241 253H242V252H241ZM257 253H258V252H257ZM24 254H25V253H24ZM111 254H112V253H111ZM140 254H141V253H140ZM147 254H148V253H147ZM196 254H197V252H196ZM201 254H202V253H201ZM207 254H208V253H207ZM207 254H206V255H207ZM220 254H221V253H220ZM260 254H261V252H260ZM6 255H7V254H6ZM25 255H26V254H25ZM46 255H47V254H46ZM97 255H98V254H97ZM100 255H102V254H100ZM117 255H118V254H117ZM119 255H121V254H119ZM165 255H166V254H165ZM189 255L191 256V254H189ZM208 255H209V254H208ZM208 255H207V256H208ZM223 255H224V254H223ZM223 255H222V256H223ZM227 255H228V254H227ZM232 255H233V254H232ZM232 255H230V256H232ZM235 255H236V254H235ZM243 255H244V254H243ZM247 255H248V254H247ZM251 255H253V253H251ZM256 255L258 256V254H255V256H256ZM10 256H11V255H10ZM15 256H16V255H15ZM19 256H20V255H19ZM21 256H23V255H21ZM83 256H84V255H83ZM103 256H104V255H103ZM143 256H144V255H143ZM154 256H155V255H154ZM156 256H158V255H156ZM156 256H155V257H156ZM174 256H175V255H174ZM193 256H194V255H193ZM193 256H191V257H193ZM203 256H205V254H203ZM212 256H213V255H212ZM212 256H211V257H212ZM218 256H219V255H218ZM218 256H217V257H218ZM233 256H234V255H233ZM257 256H256V257H257ZM261 256H264V255L261 254L260 257H261ZM5 257H6V256H5ZM23 257H24V256H23ZM119 257H120V256H119ZM133 257H134V256H133ZM176 257H177V256H176ZM197 257H198V256H197ZM215 257H216V255H215ZM225 257H227L226 254H225ZM236 257H237V256H236ZM240 257L243 258L242 255H241ZM252 257H254V256H252ZM258 257H259V256H258ZM260 257H259V259H261ZM12 258H13V257H12ZM97 258H98V257H97ZM101 258H102V257H101ZM110 258H111V257H110ZM156 258H157V257H156ZM200 258H201V256H200ZM209 258H210V255H209ZM220 258H221V256H220ZM223 258H224V256H223ZM233 258H234V257H233ZM233 258H232V259H233ZM245 258H246V257H245ZM2 259H3V258H2ZM98 259H99V258H98ZM108 259H109V258H108ZM193 259H194V258H193ZM197 259H198V258H197ZM206 259H208V257H207ZM214 259H215V258H214ZM217 259H218V258H217ZM228 259H230V258H228ZM255 259H256V258H255ZM262 259H264V258H262ZM43 260H44V259H43ZM131 260H132V259H131ZM158 260H159V259H158ZM189 260H190V259H189ZM199 260H200V259H199ZM204 260H205V258H204ZM215 260H216V259H215ZM219 260H220V259H219ZM221 260H222V258H221ZM223 260H224V259H223ZM226 260H227V259L224 260V263L226 262ZM233 260H234V259H233ZM244 260H246V259H243V262H244ZM247 260H248V256H247ZM256 260H258V259H256ZM2 261H4V260H2ZM45 261H46V260H45ZM101 261H102V259H101ZM106 261H107V260H106ZM128 261H129V260H128ZM140 261H141V260H140ZM172 261H173V260H172ZM178 261H179V260H178ZM190 261H191V260H190ZM192 261H193V260H192ZM192 261H191V262H192ZM195 261H196V260H195ZM234 261H235V260H234ZM248 261H249V260H248ZM260 261H262V260H260ZM49 262H50V260H49ZM49 262L46 261V263L43 262L42 264H48ZM161 262H162V260H161ZM193 262H194V261H193ZM202 262H205V261H203V258H202ZM211 262H212V259H211ZM230 262H231V259H230L229 263H230ZM239 262H240V261H239ZM239 262H238V263H239ZM241 262H242V261H241ZM241 262H240V263H241ZM253 262H254V261H253ZM256 262H259V261H256ZM106 263H107V262H106ZM129 263H131V262H129ZM183 263H184V262H183ZM198 263H199V262H198ZM226 263L229 264L228 262H226ZM232 263H233V261H232ZM246 263H247V262H246ZM27 264H28V263H27ZM99 264H100V263H99ZM155 264H156V263H155ZM157 264H159V263H157ZM163 264H164V263H163ZM172 264H173V263H172ZM176 264H177V263H176ZM192 264H193V263H192ZM199 264H202V263H199ZM203 264H204V263H203ZM206 264H209L208 261H206ZM212 264H213V263H212ZM215 264H218V263L215 262ZM220 264H223V263H220ZM233 264H235V263H233ZM236 264H237V263H236ZM241 264H242V263H241ZM247 264H250V262L247 263ZM255 264H259V263H255Z\"/></svg>",
    "mask_w": 264,
    "mask_h": 264
}]
</instances>
